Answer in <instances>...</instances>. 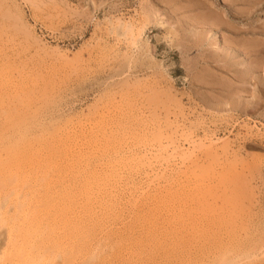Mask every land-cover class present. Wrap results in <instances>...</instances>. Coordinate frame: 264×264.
Returning <instances> with one entry per match:
<instances>
[{
	"label": "rangeland",
	"instance_id": "1",
	"mask_svg": "<svg viewBox=\"0 0 264 264\" xmlns=\"http://www.w3.org/2000/svg\"><path fill=\"white\" fill-rule=\"evenodd\" d=\"M141 2H142V4H141ZM6 4H7V7H5ZM141 6H143V8ZM145 7H147V8L150 7V8H148L149 10H147V8H145ZM142 9H144L146 11H144ZM148 11H150V12L152 11L153 14L156 11L158 13L156 12L154 15H149L150 12L148 14ZM136 12H137V14H136ZM138 12H140V14ZM20 13H22V14H20ZM9 14H11V15H9ZM141 14L145 15V16L142 18ZM137 15L141 16V17H138ZM146 16H149L150 18L154 17V21H155L156 17L157 18L159 17L158 19L161 20V22L163 23V26L152 25L153 19H150L149 17H146ZM211 16L213 17V19ZM217 16L220 19H218L219 21H216V22H220V24L216 23L217 27L213 28L212 25L214 24L213 26H215V23H214L215 19L214 18H217ZM137 17L139 19H137ZM210 17H211V19L209 20ZM145 18H148L149 22H150V20H152L151 21L152 24L150 26H148L146 32L142 36V38L139 42L138 52L134 50L135 51V59L133 60L131 48H130V46H128L127 39L123 35V32H124L123 26L126 23L127 24L132 23L134 21V19L138 20V23L143 22V21H145ZM178 19H180L181 22ZM206 19H207V21H206ZM221 20H223V23H221ZM185 21L187 22L188 25L185 24L186 23ZM208 21L209 22L211 21L210 22L212 24L211 26H210V23H208ZM164 22L165 23L167 22V23L165 24ZM228 26H229V28H233V26H234L236 29L234 31H236L237 33L235 34L234 32H232V29H227ZM15 27H16V29H15ZM263 27H264V0H193V1L192 0H187V1L186 0H0V59L2 58L0 60V67H1L0 68V89H1L0 93H2L0 95V106H5L6 105L5 103H7V102L12 103V104L6 105V109L9 108L8 110H5V113L7 112L6 117H5V113H3L4 116L0 115V120H1L0 121V143H2V145H0V150H2L7 145V144H5L6 141L8 144L12 143L11 146L9 144L5 147V149L2 150V154H4V155H2L1 151H0V154H1L0 157L5 156V158H8V156L6 155V152H8V150L9 151L12 150L16 146V144L18 142V137H22L25 135L26 153L28 155H30L29 153H31V150H33V152H36V157L37 156L38 157L37 158L34 157V159L36 158L35 161L38 160L37 161L38 163L36 162L38 165L34 163L35 161L31 160L32 161L31 162L28 159V158L33 159L32 157L25 156V161L24 162L21 161L22 163H24L23 164L24 165L23 175L25 173H27V176L25 175L24 177L28 178V175H30V176L32 174L35 175V173H36V176L37 177L39 176L38 177L39 180L37 179L38 182L40 181L41 178H43V179H49L50 182L52 181L51 182L52 184L56 183V185H55L56 187H55L54 191H52L53 197H57V194L63 193L64 191H66V193H68V191H69L72 194L74 193L75 196H77L76 193L79 192V190H78L79 184L81 183L82 180L84 181V178L87 175V172L90 170L89 168L94 167L96 169H98V168L100 169L101 164L97 163V162H93V161L91 162V165H89L90 167L88 166V163L85 164L84 167H82V169H84L83 171H81L82 169L80 167H77V168L72 167V165L76 167L79 164V163H77L76 155H74L75 156L74 157L73 154L77 153V151H79V150L81 151L82 149H84V143L86 141L85 140L86 138L84 137L85 135L92 137V136H97V134H99V135L105 134L107 139L110 140V141L107 140V142H105V143L102 140L101 141V147L99 148L100 145L98 146V148L96 147L97 152H96V148H94L95 149L94 152H91L94 149L90 148L91 156H92V153H93V155H94V153L98 154V151H99V154H101V155L103 152L106 153L107 148H105V145L108 143H109V145H112V143H113L114 144L113 147H115L116 149L119 148L120 150L122 148H123V150L124 149L126 150L128 148L135 149L137 147L136 149H139L143 153L145 151V153H146L144 155H143V153H140L141 158H143V157L145 158V159H141L144 161L143 165H146L149 163V160L147 158V157H149L150 161H153V163L156 167L155 171L157 169V171H156L157 173L154 172V174H156L155 177L153 176L152 177L153 179L151 178V180H154V181H151L149 183L148 180L146 182V180L144 178H142L139 173H137L139 171H137V172L135 171L139 167L136 166L135 163H132L129 161L125 167V171H126L125 174H130V175H128L129 176L128 177L127 175L123 174L124 175L123 179L121 178V181H123V182L119 181V185H120L121 189H120L119 185H116V182H114L115 185H112L113 182L109 183L112 187L117 186L116 189H114V188H113L114 190L109 189L111 191V193H110V191H108L109 192L108 194L106 193L103 195L104 198L98 197V194H96L95 197L98 198L100 203L97 202L98 201L97 200L92 204L93 207L89 206L88 208H86V205H83V203H81V204L79 203L80 201H82V198H80V196H79V200L77 201L79 204L76 203V201L72 202V204H74L72 206V208L74 207L72 209V210H74V212H72V210L70 211V213H71L70 215H71L72 220H74L73 218H75V220L78 218L80 221L78 223V219H77L76 221L74 220L75 222L74 221L71 222L72 229L75 228L76 231H74L73 233H68L67 237L70 239L72 238V239L70 240V239L66 238V240L67 239L69 240V241L67 240L69 243L65 240V242H67L65 247L63 249L62 248H56L55 249V247H54L53 248V250L55 249L54 251L52 249H49L51 251L46 249L45 248L46 245L45 246L41 245V247L37 246L40 249V251H39L40 253H39V255H37V259H36V254L38 253V252H36L37 250L36 251L34 250L33 254L28 253V255L25 254L27 252H25L24 250L28 251L29 247H26V249L25 248L22 249L23 251L20 250L21 247L23 248V244L18 245V247L21 246L20 249H18L16 246L12 247L13 249L10 248L12 245H8V239L7 238L9 235H8L7 225L5 224L4 221L2 222V220L0 219L1 220V222H0V264H20V262H22L24 260L26 262H30V264H31V262H32V264H34V263L40 264L41 262H43L41 264H47L45 262L47 260L44 259V257L47 258L48 256H50V257H48V261H47L48 264H51V263L52 264H54V263L55 264H199V263L204 264V262H205V264L207 262H208V264H210V263L211 264H224V263L225 264H235V263L236 264H246V263L247 264H264V256L261 255V253H260L261 251L259 250V247L257 245L260 242V240L261 241L263 240L262 237H264V180H263L264 178H262V177H264V175H263L264 174V165H263L264 164V162H263L264 161V147L256 139H251V138L248 139L247 137L246 138L244 137L245 134L247 133L246 129H244V128L242 129L243 120L246 119V118H244V116H240L237 112L230 116V114L227 111V109L229 107L228 108L226 107V109L224 108L228 102L230 103L231 100L233 101V99H231V98L232 97L234 98L233 94H235V89L240 88V87L243 88V85H244L246 92H247V95H246V93H244V95H246V96H244V98L245 97L247 98V99L246 98L244 99L245 101H249V100L251 101L252 98L255 99V97H254L255 95L257 96L258 99H264V88H263L264 85L259 84L260 79L262 77L264 80V59H263L262 63L258 62L259 63L258 64L257 61L259 58H256V57H260V55H261L260 52H262V50L264 51V33H262V32H264ZM7 28H9V29H7ZM20 28H22V29H20ZM239 29L241 30L240 33L238 32ZM1 30H3V31H1ZM8 34H10V35H8ZM12 36H14V37H12ZM216 36H218V37L220 36V40L224 39V40H222L223 43L227 42L228 40H229L228 42L235 41V42L239 43L238 48H240L241 50L243 48H247V47H249V45L253 44L252 47L247 48V49H250L252 52L246 53V55L244 56L245 61H243V63H244L243 70L245 68H246V70H248L250 66H251L249 69L250 71L253 68H255L256 74L253 76L254 80L252 81L253 78L250 79V81H252V82L240 84V82H241L240 77H242V75H247V74L233 73V72L230 73L229 71H228L229 72L228 73L227 70H225V69L223 71L222 70L223 68L222 69L219 68V70H218V67H216V66L222 65V63L217 64V65H215L216 63L212 64V67L209 64L207 66V63L205 62V60L208 59L207 58L208 54H209V56H212V53H210L209 50L207 51V49L209 47L211 49L213 42H215L214 39H216L215 38ZM10 37H11V40H10ZM188 37H190L189 38L190 40L189 39L186 40V38H188ZM231 38H232V40H231ZM192 39H193V41H192ZM182 40L185 43H183ZM202 40H203V42H202ZM4 42H6V43H4ZM222 42L220 41V44H222ZM241 42L242 43L246 42L249 45L247 44L244 46ZM262 44H263V46H262ZM190 45H192V46H190ZM253 46H256V48H253ZM144 47L148 48V54L147 55L145 54V49H143ZM214 49H216V48L214 47ZM211 50H213V48ZM257 50L259 51L258 53L260 55L257 53ZM4 52H5V54H4ZM205 52H206V54H205ZM185 55H188V57H187L188 59L185 58ZM126 56H127V58H126ZM128 56H129V58H128ZM147 56H148V58H147ZM149 56L152 57V59L151 58L149 59ZM251 56H252V58H251ZM263 56H264V52H263ZM76 57H78V58H76ZM185 59H187V61ZM5 60H7V61H5ZM151 60H152V62H157L158 64H160V67L158 68L160 70H156L155 72H152L153 70H148V71L146 70L145 65ZM182 60H184V61H182ZM188 61H191V62H188ZM209 61H208V63L212 62L211 60H209ZM259 61H261V60L259 59ZM8 62H9V64H8ZM187 62L190 64V66ZM193 63H195L196 65L193 66ZM204 63H206V64H204ZM246 63L247 64L249 63L250 65L249 64L247 65ZM255 63H257V66ZM204 65H206L207 67H205ZM253 65H255L256 67H254ZM7 66H9V67H7ZM188 66H189V68H188ZM202 66H204V67H202ZM213 66H215V68ZM131 67H132V69H131ZM191 67H194V68H193L192 73H189L188 69H191ZM247 67H248V69H247ZM257 67L259 70L257 69ZM23 68H25V69H23ZM207 68H209L210 70H208ZM204 70L206 72H208V71L212 72L213 71V73L216 75H214L213 73H206ZM157 71H159V72H157ZM250 71H248V72L250 73ZM248 72H246V73H248ZM209 74H212L211 79H210V77H208V76H210ZM236 74H238V75H236ZM7 75H8V79L6 78ZM197 75L199 76V78H197L198 77ZM146 76L149 78H147ZM164 76L166 77L165 78L166 80L164 79ZM237 76H239V78ZM144 77H145V79H144ZM204 77L205 78L208 77L207 78V79H209L208 82H210L212 84L211 85L212 87L209 86L210 83H209V85L208 84L207 85L211 88H208L207 85L203 86L204 84L207 83V79H205ZM218 77H220V78H218ZM246 77L249 78L248 75ZM154 78H155V80H154ZM167 78H168V80H167ZM235 78H238L237 82H236ZM146 80H148V81H146ZM197 80H201L202 82L204 80V82L203 83L201 81L198 82ZM3 81H4V83H3ZM168 81H169V83H168ZM231 81H232V84H230ZM133 82H134V84H133ZM164 82H166L167 85ZM137 83L140 85V87ZM149 83H151V84H149ZM171 83H172V85H171ZM218 83H220V84H218ZM234 83L236 86L234 85ZM214 84H215V86H214ZM229 84H230V86L232 85L231 89H229V87H230ZM239 84H240V86H239ZM28 85H29V87H28ZM142 85L144 87H141ZM18 86H19V88H20V86L22 88L19 89ZM131 86H133V87H131ZM227 86H229V87H227ZM155 87H157L159 89L158 90L159 95L156 94L157 89L153 90ZM160 87L163 89H160ZM232 87H234V88H232ZM5 88H6V91H5ZM168 88H173V89L171 91V89L169 90ZM222 88H224V89H222ZM150 89H152V90H150ZM167 89H168L169 93L167 92ZM250 89L251 90L254 89V90H252V91H254L252 94L249 93V91H248ZM21 90H23L25 92H23ZM134 90H137L138 92L134 91ZM212 90H214V91H212ZM16 91L20 92L19 94H21V95L19 96V94H18L16 96V94H17ZM128 91H129V93H128ZM149 91L155 92V93H152L153 95L155 94L154 97ZM232 91H234V92H232ZM5 92H6V95L4 94ZM27 92H29V94L31 96ZM222 92H223V94H222ZM149 93L152 97L149 95ZM248 93L250 95H248ZM160 94L163 97H161ZM166 94L169 96H167ZM224 94H225V96H224ZM25 95H27V96H25ZM126 95H127V97H126ZM142 95H144L145 97ZM147 95H148V97H147ZM209 95H212V97L215 99H213ZM4 96H5V99H4ZM226 96L230 99V101H228L229 99H226L227 98ZM159 97L162 100L159 99ZM218 97H219V99H218ZM136 98H138V99H136ZM6 99H8V100H6ZM171 99H173V100H171ZM223 99L226 101H224ZM29 100H30V102H29ZM145 100H146V102H148V104L146 102H144V105H141L143 103V101H145ZM159 100L161 101V104H160ZM220 100L222 101V103L226 102L224 104V106H223V104H221ZM140 101H142V102H140ZM212 101H213V104H212ZM130 102H133V105H132V103L130 104ZM253 102H255V101H253ZM135 103H137V105H135V107H134ZM151 103H152V105H151ZM173 103H175V104H173ZM179 103H180V105H179ZM127 104L129 105V107L127 106ZM262 104L263 105L261 106V109H259V113L261 114V116H254L253 118H254V122L257 123V126L259 128L262 127V129H263L264 126H261V125H264V117L262 116V115H264V113H263L264 112V109H263L264 103H262ZM8 105H9V107H7ZM148 105L149 106L151 105V106L149 107ZM183 105H184V107H183ZM212 105H213V107H216L217 109L215 110V108H213ZM218 105L223 106L222 108H224V109H222L221 107L218 108ZM28 106L31 109H29ZM136 106H138V108H140V110H142V111H140V113L138 111L139 109ZM14 107H16V108H14ZM133 108H135V109H133ZM147 109H149V110H147ZM177 109H178V111H177ZM214 110L216 112L218 111V113L214 112ZM25 111H28V112H25ZM122 111H123V113H122ZM148 111H150V113ZM209 111L211 113H209ZM225 111H227L226 113H228V115L225 113ZM151 112H153V113H151ZM124 113H125V115H124ZM144 113H146V114H144ZM148 113L153 114V116L160 117V119L163 120V121L161 120L162 125L159 124L161 131H164V132L160 133L161 135H164V136L166 135L165 136L166 138L169 137V134H171L170 137H173L174 135H176L179 138V141L181 142V144H180L181 148L183 147L181 149L180 155L178 154V157L176 159L171 160V163H169L168 165L163 160L159 161V162L155 161L158 158H157V155L155 154L154 151L151 150L152 153H150V155L146 151L147 148H149V149L151 148L148 146V143L151 141L150 144H153V142H152L153 138L151 137V136H153L152 132L154 133V130H156L158 128V126L155 124V121L152 120V118L150 117L151 115H149ZM12 114H14L13 117L15 116L16 118L15 117L12 118ZM108 114L110 116H108ZM220 114H222V115H220ZM146 115H147V117H146ZM167 115L170 117L169 120H171V119L173 120V118L175 119L179 115L184 116V117L182 116L183 118L179 116L176 119L177 122L179 121V128L180 129L179 128L176 129L175 128L176 126L174 127V125H176V124L173 125V123L169 124V123L165 122L166 119H164L163 117H165ZM10 116L12 118V122L7 121L8 119L10 120V118H9ZM27 116H28V118H27ZM37 116H38V118H37ZM136 116L139 118V120L141 118V121L144 119L145 120L144 122L146 125L145 126L142 125L143 123L139 124V122H141V121H139L138 119H135V118H137ZM186 116H188V117H186ZM213 116L214 117L216 116V117L214 118ZM103 117H105L104 118L105 120L103 119ZM17 118L18 119L20 118L18 120L19 122L16 120ZM26 118H27V120H26ZM150 118H151V122H150ZM180 118H182L183 122H185V123H183ZM2 119H4V120H2ZM133 119H134L135 123L133 122L132 124H130L133 121ZM153 119H154V117H153ZM221 119H222V121H220ZM135 120L138 121V124L136 123L137 121H135ZM203 120H205V121H203ZM4 121L5 122L7 121L6 124H4L5 123ZM113 121L116 123H114ZM152 121H154V122H152ZM10 122H11V125H9ZM102 122H103V124H102ZM162 122H164V123H162ZM197 122L201 125H199ZM201 122H203V123L206 122V124H203ZM12 123L16 126L14 127V125ZM209 123H212V124H209ZM118 124H119V126H118ZM135 124L137 126H135ZM154 124H155V128H154ZM95 125H96V127H95ZM109 125L111 127H109ZM8 126H9V128H8ZM24 126H26V127H24ZM142 126H144V127H142ZM161 126H163V128H161ZM190 126H191V128H190ZM60 127H61V130H60ZM102 127L106 128V129H104ZM141 127H142V129H141ZM215 127H216V131H215ZM218 127H219V129H218ZM10 128H12V129H10ZM133 128H134V130H133ZM170 128H172L174 130H172ZM193 128H195V130ZM224 128H225V130H224ZM66 129L69 131H67ZM83 129H85V130H83ZM95 129L97 132L95 131ZM101 129H103V130H101ZM208 129L211 131L214 130L213 132L215 135H213V139H214L213 141H214V143L216 141L215 144H217V145L214 144V147H218L219 145H220L219 147H221L223 145V143L226 141L228 144L229 143H231V145L233 144L231 146V148H232L231 151L234 150L233 152L238 153V154L234 153V154H236V157L228 156V158L230 157L231 159H228L226 157L222 158L223 161L226 160L225 163L223 161H220L219 163L215 162V164L213 165V167L211 168V171H210L213 175L215 174V176L216 175L218 176V182L217 181L214 182V184H215L214 186H216V188L218 190H220V189H219V185H217V184L220 183V186L224 190H226V192H228V189H229V192L232 194H234L236 192V199H234V198L229 199L230 197L228 198L227 195H223V193H220V196L214 197L215 200L218 199V197H220V199L216 200L217 203L219 204V205L217 204L218 209H220L218 211H221V210L224 211V209L227 208V207H224V204H227L228 201H229V203L231 202L232 206L236 207V209L239 210V212L244 214L245 222L243 223V227H244V225L247 226V228L237 226V233H236V235L233 234L235 237L231 234L232 226H230V228H226V232L223 234V238L226 239V240L224 239V242L227 244V246L229 245V247H224L225 249L223 248L224 250H226V251H224V254L222 253L223 249L220 245H213L211 247L206 246V247L202 248V242H200V240L197 238L193 239L192 237H190L189 232L184 231L187 235L185 233H181L182 234L181 237L184 236V238H183L184 240H182V238H181V241H180V237H179L180 235L179 236L175 235L176 231L183 229V226L180 225L181 221L177 220V219H179V216H180L179 214L181 212L184 213L183 212L184 211V205L187 206V204H183V205L181 204L182 202L180 201V197L176 196L177 197L176 199L179 198V201L181 203L177 202V200H175V198H173L177 202L178 205L174 204L173 206L169 207L171 209H169L168 207H165L164 209L161 207L159 208L158 203H156L157 205L154 204V202L156 200L154 201L152 199V197H154L157 193H158L157 196L159 194H160V196H162V194L158 191H162V192L164 191L163 193L165 194V196H162V197L166 198V193H167V195H169L168 194V193H170L169 190L172 189V187L175 188V186H176L177 188H179V186L174 184L175 179H174V182L173 181H171L169 183L165 182V180H167L166 179L167 174L169 173V175H170L172 173L173 169L175 171L176 170L179 171L180 169L183 170L186 168V166L190 165L189 161H193L195 159H198L199 161H201L204 159L205 152H211L212 153L213 149L214 150L217 149V148L211 149L210 147H207V148L204 147L203 149H200V148L197 149V147L199 145L196 143V145H197V147H196L197 152H196L195 148H193L188 142H185L186 141L185 139H187V138H189L190 140L192 138L193 139L195 138V140H202L201 142H204L202 144L209 146L210 145L209 141H207V139L204 138ZM22 130H25L26 133H23L24 131H22ZM71 130H73V131L71 132ZM254 130L257 131V128L255 127ZM112 131H113V133H111ZM187 131H189V132H187ZM204 132H206V133H204ZM19 133L21 135H19ZM22 133L24 135H22ZM74 133H76V134H74ZM47 134H49V135H47ZM91 134H92V136H91ZM191 134L193 135L192 138H190ZM59 135H60V137H59ZM194 135H195V137H194ZM6 136H7V139L5 138ZM134 136H135V138H134ZM196 136L198 139L196 138ZM2 137H3V139H2ZM54 137H56V138L54 139ZM71 137H73L72 139H74V141L76 143L71 139ZM109 137H110V139H109ZM141 137H143V138H141ZM242 137L245 139H242ZM75 138H77L78 141H76ZM99 138L101 139V136H99ZM115 138H116V141L113 140ZM122 139H123V141H122ZM127 140H129V141H127ZM83 141H84V143H83ZM98 141L100 142L99 139H98ZM56 142H61V143L65 142V143H67L66 145L69 148H71V146L72 147H74L75 145L76 146L74 148H71V150L73 152L72 155L70 153V155L65 156L64 154L60 153L61 155L59 154V155L54 156L55 159H52V161L54 160V162L50 164L49 163L50 160L46 159V158H48L46 153L48 154V152L51 148L55 149V148H58L57 146L61 145L60 143H56ZM144 142H145V144L143 145ZM163 142L165 143L164 145H167L165 140ZM46 143H48V145ZM135 143H136V145H135ZM254 143H256V144H254ZM13 144H14V147H12ZM49 144H51V148H50ZM56 144H59V145H56ZM68 144H71V145L69 146ZM81 144L83 146H81ZM28 145H29V147H28ZM47 146L49 147V149L47 148ZM133 146L135 148H133ZM144 146L146 149H144ZM10 147H12V148H10ZM27 148L29 151L27 150ZM240 148H242V149H240ZM248 148H249V150H248ZM36 149H37V151H35ZM4 150H6V152ZM199 150H201V153L199 152ZM209 150H211V151H209ZM87 151H88V149H87ZM168 152L171 153L170 148L168 149ZM168 152H166V153H168ZM183 152L184 153H192V152L194 153L195 152L194 154L196 156L191 155V156H189V158L192 157L193 159L192 158L189 159V158H186L188 156L187 155L185 158L189 159V160H185V163L183 164L185 155H183V158L180 159ZM38 153L39 154L41 153L43 156H41V154H40V156H41L40 157ZM107 153H108V150H107ZM162 153L167 155L165 153V151H162ZM128 155L129 154H127L126 156L128 157ZM152 155H154V156H152ZM58 156H60V158ZM63 156L65 157V160H64ZM9 157L11 159V155H9ZM39 157H40V160H39ZM67 157L68 158H70V157L74 158V159H76V161L73 159H70V160L68 159L70 161V163L67 164L69 162L67 160ZM202 157H203V159H202ZM258 157L259 158L261 157L262 160L259 159ZM42 158L45 159L44 162L42 161V160H44ZM12 159L14 160V157ZM237 159H238V161H237ZM18 160H19V158H18ZM14 161H11V162L14 163ZM26 161L29 165L26 164ZM65 161H66V163H65ZM73 161H75L77 164L75 162H74L75 164L71 163ZM143 161H142V163H143ZM145 161H146V163H145ZM260 161H262V163ZM29 162L33 163V164H30ZM221 162H223L224 164L221 165ZM226 163H227V165H226ZM260 163H261V165H260ZM40 164L42 167H40ZM105 164H103V165H105ZM132 164H133V167H132ZM32 165H34V167H36V168H34ZM51 165L53 167H51ZM65 165H66V167H65ZM67 165L70 166V169H69V166H67ZM97 165H99V166H97ZM31 166L33 167V169L36 170V172H35V170H31L32 169ZM85 166L86 167L88 166V168H86ZM134 166H136L137 168ZM166 166H169V167L167 168ZM37 167H39V168H37ZM48 167L49 168L51 167V168L49 169ZM102 167H104V166H102ZM146 167H148V166H143L142 168L144 169ZM40 168H41V170H40ZM85 168H86V170H85ZM126 168H127V170H126ZM27 169H29V170H27ZM129 169H131L130 172H129ZM28 171L30 174L28 173ZM31 171H32V173H31ZM45 171H46V173H45ZM50 171H52L53 174ZM79 172H81V173L79 174ZM75 173H77V174H75ZM46 174H48V176ZM134 174L136 177L134 176ZM34 175H32V176H34ZM131 175H133V176H131ZM30 176L28 179L32 183V182H34V180H36V176H34L35 178L30 177ZM46 176H47V178H46ZM75 178H77V179H75ZM131 178L133 179V181L130 180ZM172 178H174V175H172ZM168 179H169V177H168ZM127 181L128 182L130 181L129 182L130 184L127 183L129 187L131 186L130 188L127 187V184H126ZM131 182L132 183L134 182V183L132 184ZM142 182H144V183H142ZM226 182L228 185L226 184ZM68 183L71 185H69ZM122 183H123V185H122ZM163 183H164V185H163ZM117 184H118V182H117ZM134 184H135V186H134ZM136 184H138L139 187ZM168 186L170 187V189H168L169 188ZM227 186H230V187L227 188ZM118 187H119V189H118ZM133 187H135L136 190ZM0 189H3L2 185L0 186ZM121 190H122V192H121ZM171 191H173V190H171ZM3 192H4V190H2V191L0 190V193L3 194V195L0 194L1 195L0 196V201H1L0 205H7L8 204L7 202L9 201V199H8L9 194L7 192H4V193H6V194H4ZM112 192L114 193L115 196L112 195L113 194ZM4 195L6 197H4ZM106 195H108V196H106ZM222 196H224V197L222 198ZM107 197H108V199H107ZM1 198L4 201H2ZM109 198L111 200H113L112 203L108 202V201H110ZM112 198H114V199L116 198L115 201ZM10 199H12V197ZM105 199H107V200H105ZM223 199H224L225 203L223 202ZM212 200H214V199H212ZM225 200H227V201H225ZM137 201H138V203H137ZM151 202H152V204H151ZM10 203H11V201H10ZM10 203H9L8 208L6 209L7 210L6 212L7 213L9 212L10 214L9 213L8 214L6 213V214L9 216L11 215L10 217H12V216H15V214L13 213L14 212V210H13L14 208H12L13 204L11 205ZM96 203L98 205H101V204L102 205L97 207ZM104 203H105V205H104ZM116 203H118V204H116ZM126 204H127V206H125ZM180 204H181V206H180ZM10 205L12 207H10ZM80 205L82 206L83 209L81 208ZM155 206H157L158 208ZM176 206L179 207V208L177 207V209H178L177 211H176ZM238 206H240V207H238ZM138 207L141 209H139ZM91 208H93V209H91ZM77 209L79 211H77ZM231 209H232V207H231ZM75 210L79 213L75 212ZM125 210H126V212H125ZM167 210L169 213L167 212ZM180 210H181V212H180ZM52 211H55V210L53 209ZM243 211H245V212L247 211L248 214L244 213ZM249 211H252V212H249ZM94 212H95V214H94ZM170 212L172 214H170ZM174 213H175V215H174ZM228 213L234 214V213L229 212V211H228ZM72 214H73V216H72ZM75 214L77 215V217ZM158 214L162 215V216H159ZM170 216H172V217H170ZM113 217H114V219H113ZM154 217H157L158 221ZM259 217H261V218H259ZM163 218H165V221H162ZM168 218L169 219L174 218V219L169 220ZM104 219H105V221H104ZM129 220H130V222H129ZM247 220H249L248 223H250V224L247 223L248 225L246 224ZM86 222H88L89 227H88ZM93 222H95V223H93ZM103 222L105 224H103ZM147 222H149V223H147ZM171 222L172 223L174 222V223L172 224ZM3 223L6 226V228L3 227ZM255 223L257 226L255 225ZM130 224H132V225H130ZM79 225L80 226L82 225L81 227L84 230L81 227H79ZM103 226H105V227H103ZM164 226L166 228H168V227L169 228L166 229ZM170 226L172 228H170ZM181 226H182V228H181ZM153 228H155V229H153ZM77 229L78 230L81 229L80 231H82L84 233L78 232ZM234 230H236V228ZM245 230L247 233L245 232ZM247 230H249V231H247ZM94 231H95V233H94ZM110 231L113 233H111ZM173 231H175V232H173ZM74 233H76V236ZM72 234H74V235H72ZM247 234H249L248 237L247 236L242 237L243 235H247ZM6 235H7V237H6ZM91 236L93 237V239ZM231 236H233V237H231ZM256 236H257V239L255 238ZM173 237H175V238H173ZM227 237H230V238L228 239ZM233 238L236 240L234 241ZM247 238H248V240L249 239H251V240L248 241ZM86 239H87V241H86ZM230 239H231V242L229 241ZM237 239H238V241H237ZM188 240L191 242H188ZM194 240H196L200 245H198V243L196 241L194 242ZM244 240H245V243L242 242ZM83 241H85V242H83ZM182 241H184L185 243ZM186 241H187V243H186ZM192 242H194V245L196 247H194ZM248 242L249 243L251 242V243L248 244ZM255 242H257V243H255ZM231 243H232V245L234 244L235 247L237 245L238 246L236 248L233 246L234 247L233 248L231 246ZM239 243H240V245L245 244L244 246L248 247V248H246V250H245L244 249L245 247H243L242 245H241V247H242L241 248ZM26 244H28V243H26ZM26 244H24V245L26 246ZM81 244H82V247L84 246V248H78L81 246ZM69 245L71 248L68 247ZM186 245H187V247H186ZM28 246H30V244ZM197 246H199L201 248H199V247L197 248ZM37 247H34V249H38ZM230 247H232V249L234 251ZM257 247H258V250L260 252L257 251ZM43 248H45V251L43 250ZM85 248H86V250H85ZM220 248H221V250H220ZM69 249H71V251ZM199 249H203V251L200 252ZM209 249L211 251L213 249V251L211 252ZM215 249H217V250H215ZM228 249L230 250L229 251L230 253L227 252ZM235 249H236V251H235ZM17 250L20 251L18 253H21V254L24 253L22 255L20 254L21 257L24 256V259H23V257L21 258L20 255H18V257H17V253H16ZM41 250H43L42 252L44 254V257H43V254L41 253ZM61 250H64V251H61ZM194 250L196 251L195 253H194ZM250 250H251V252H250ZM253 250H254V252H253ZM30 251L32 252V250H30ZM207 251H208V253L209 252L213 253V252L217 251L218 254L216 252V253H213L212 256H209L211 254L206 253ZM239 251L240 252L244 251V252L243 253L241 252L242 253L241 254ZM256 251H257V253H256ZM34 252H36V253H34ZM44 252L45 253L47 252L46 256L48 255V253H49V255L46 257ZM66 252H68L67 253L68 255L64 254ZM258 252H259V254H258ZM239 253H240V255H239ZM34 254H35V256H34ZM198 254L201 256V258ZM220 255H221V257H220ZM228 255H229V257H228ZM242 255H244V256L241 257ZM250 255H251V257H250ZM28 256H31L33 258L35 257V261H33V258H31L32 260L30 258H28ZM41 256L43 258H41ZM67 256H68V258H67ZM208 256H209V258H212L215 262L212 259H209ZM214 256L215 257L217 256V257L215 258ZM202 257H203V260H201ZM18 259H20V260L17 261ZM38 259H39V261H37ZM209 260H211V262ZM218 260H221V261H218ZM223 260H224V262H223ZM24 262H22V264H24ZM26 262H25V264H27Z\"/></svg>",
	"mask_w": 264,
	"mask_h": 264
},
{
	"label": "bare ground",
	"instance_id": "2",
	"mask_svg": "<svg viewBox=\"0 0 264 264\" xmlns=\"http://www.w3.org/2000/svg\"><path fill=\"white\" fill-rule=\"evenodd\" d=\"M187 1V0H186ZM193 1V0H192ZM88 2V1H87ZM12 3V2H11ZM28 3V2H27ZM8 4V3H7ZM7 4H6V6L5 7H7ZM141 4H142V2H141ZM144 4V3H143ZM15 6V5H14ZM38 6V5H37ZM55 7V6H54ZM142 8H143V6H141ZM16 8V7H15ZM145 8H147V7H145ZM148 8H150V7H148ZM147 8V10H149ZM199 8V7H198ZM203 8V7H202ZM142 10H144V9H142ZM152 10V9H151ZM155 10V9H154ZM193 10V9H192ZM56 11V10H55ZM141 11V10H140ZM144 11H146V10H144ZM143 11V12H144ZM153 11V10H152ZM151 11V12H152ZM142 12V13H143ZM149 12L150 11H148V14H149ZM150 12V14L149 15H154L153 14V12L151 13ZM210 12V11H209ZM139 14H140V12H138ZM158 13V12H157ZM214 13V12H213ZM20 14H22V13H20ZM136 14H137V12H136ZM147 14V15H148ZM9 15H11V14H9ZM14 15V14H13ZM57 15V14H56ZM142 15V14H141ZM6 16V15H5ZM138 16V15H137ZM145 15H142V18L144 17ZM157 16V15H156ZM155 16V17H156ZM23 17V16H22ZM136 17V16H135ZM134 17V18H135ZM138 17H141V16H138ZM137 17V19H139ZM146 17H149V16H146ZM162 17V16H161ZM189 17V16H188ZM187 17V18H188ZM212 17V16H211ZM211 17L209 18V20L211 19ZM216 17V16H215ZM12 18V17H11ZM129 18V17H128ZM150 18V17H149ZM159 18V17H158ZM157 17L155 18V21H154V17H152V18H150V19H153V24L151 23V21L152 20H150V22H149V20H148V18H145V21H143V22H140V23H138V20H136V19H134V21L132 22V23H129V24H125L124 26H123V29H124V32H123V35L126 37V39H127V43H128V46H130V48H131V51H132V58H133V60L135 59V51H137L138 52V47H139V42H140V40H141V38H142V36L144 35V33L146 32V30H147V28H148V26H150L151 24L152 25H155V26H163V23L161 22V20L160 19H158ZM186 18V19H187ZM212 19H213V17H212ZM215 20H214V23H215V26H213L209 21H208V23H210V26L212 25V27L214 28H216L217 26H216V23H219L220 24V22H216V21H219L218 19H220L218 16H217V18H214ZM12 20V19H11ZM178 20H180V19H178ZM140 21V20H139ZM163 21V20H162ZM204 21V20H203ZM206 21H207V19H206ZM213 21V20H212ZM180 22H181V20H180ZM186 22V21H185ZM165 23V22H164ZM167 23V22H166ZM165 23V24H166ZM221 23H223V20H221ZM181 24V23H180ZM185 24H187V22L185 23ZM118 25V24H117ZM188 25V24H187ZM209 25V24H208ZM5 26V25H4ZM9 26V25H8ZM12 26V25H11ZM29 26V25H28ZM227 26V25H226ZM20 27V26H19ZM97 27V26H96ZM116 27V26H115ZM187 27V26H186ZM157 28V27H156ZM192 28V27H191ZM264 28V27H263ZM2 29V28H1ZM7 29H9V28H7ZM15 29H16V27H15ZM18 29V28H17ZM20 29H22V28H20ZM28 29V28H27ZM30 29V28H29ZM212 29V28H211ZM227 29H232V32H234L235 34L237 33L236 31H234V30H236L235 29V27L233 26V28H229V26H228V28ZM260 29V28H259ZM207 30V29H206ZM214 30V29H213ZM1 31H3V30H1ZM15 31V30H14ZM114 31V30H113ZM226 31V30H225ZM229 31V30H228ZM231 31V30H230ZM238 31V30H237ZM243 31V30H242ZM6 32V31H5ZM31 32V31H30ZM239 33L241 32V30L239 29V31H238ZM245 32V31H244ZM262 32V31H261ZM11 33V32H10ZM23 33V32H22ZM32 33V32H31ZM262 33H264V32H262ZM260 34V33H259ZM8 35H10V34H8ZM33 35V34H32ZM233 35V34H232ZM21 36V35H20ZM27 36V35H26ZM185 36V35H184ZM188 36V35H187ZM186 36V37H187ZM237 36V35H236ZM12 37H14V36H12ZM234 37V36H233ZM7 38V37H6ZM117 38V37H116ZM122 38V37H121ZM183 38V37H182ZM190 37H188V38H186V40L187 39H189ZM216 39H214L215 40V42H213V44H212V46H211V49L213 48V50H211L210 49V47L207 49V51L209 50L210 51V53H212V56H209V54H208V56H207V60H205V62L207 63V66H208V64L212 67V64H215V65H217V64H220V63H222V65H219V66H216V67H218V70H219V68H223L222 70L224 71V69L225 70H227V72L229 71L230 73L231 72H233V73H241V74H247L248 75V77L249 78H247L246 76L247 75H242V77H240L241 79H240V84L241 83H248V82H252L253 80H254V75L256 74V72H255V68H253L251 71L249 70L250 69V67H249V69H248V67H247V69L248 70H246V68L243 70V67H244V63H243V61H245L244 59H245V55H246V53H250V52H252L250 49H247V48H249V47H252V45L253 44H251V45H249L248 43H242L244 46L245 45H249V47H247V48H243L242 50L240 49V48H238V45H239V43H237V42H235V41H231V42H225V43H223L222 42V40H224V39H222V40H220V36L218 37V36H216L215 37ZM23 39V38H22ZM32 39V38H31ZM36 39V38H35ZM119 39V38H118ZM147 39V38H146ZM185 39V38H184ZM183 39V40H184ZM219 39V40H218ZM2 40V39H1ZM4 40V39H3ZM9 40V39H8ZM10 40H11V37H10ZM34 40V39H33ZM182 40V41H183ZM190 40V39H189ZM231 40H232V38H231ZM7 41V40H6ZM29 41V40H28ZM38 41V40H37ZM123 41V40H122ZM192 41H193V39H192ZM220 41L222 42V44H220ZM245 41V40H244ZM243 41V42H244ZM12 42V41H11ZM20 42V41H19ZM34 42V41H33ZM142 42V41H141ZM190 42V41H189ZM198 42V41H197ZM202 42H203V40H202ZM4 43H6V42H4ZM183 43H185L184 41H183ZM18 44V43H17ZM40 44V43H39ZM122 44V43H121ZM188 44V43H187ZM191 44V43H190ZM19 45V44H18ZM151 45V44H150ZM181 45V44H180ZM184 45V44H183ZM255 45V44H254ZM34 46V45H33ZM190 46H192V45H190ZM209 46V45H208ZM262 46H263V44H262ZM12 47V46H11ZM203 47V46H202ZM214 47L216 48V49H214ZM16 48V47H15ZM89 48V47H88ZM253 48H256V46H253ZM259 48V47H258ZM9 49V48H8ZM85 49V48H84ZM114 49V48H113ZM120 49V48H119ZM126 49V48H125ZM137 49V50H136ZM143 49H145V54L147 55L148 54V48H146V47H144ZM183 49V48H182ZM186 49V48H185ZM135 50V51H134ZM151 50V49H150ZM119 51V50H118ZM206 51V52H207ZM3 52V51H2ZM6 52V51H5ZM5 52H4V54H5ZM83 52V51H82ZM183 52V51H182ZM188 52V51H187ZM186 52V53H187ZM206 52H205V54H206ZM254 52V51H253ZM259 51L257 50V53H258ZM263 50H262V52H260L261 53V55H260V57H256V58H259L261 61H259V59H258V61H257V63L258 62H260V63H262L263 62V59H264V56H263ZM59 53V52H58ZM130 53V52H129ZM256 53V52H255ZM3 54V53H2ZM19 54V53H18ZM122 54V53H121ZM190 54V53H189ZM62 57V56H61ZM146 57V56H145ZM188 57V55H185V58H187ZM190 57V56H189ZM255 57V56H254ZM49 58V57H48ZM76 58H78V57H76ZM126 58H127V56H126ZM125 58V59H126ZM128 58H129V56H128ZM131 58V59H132ZM147 58H148V56H147ZM152 59V57H150L149 56V59ZM251 58H252V56H251ZM2 59V58H1ZM0 59V60H1ZM69 59V58H68ZM182 59V58H181ZM188 59V58H187ZM187 59H185L186 61H187ZM61 60V59H60ZM209 60H211L212 62L211 63H208V61ZM5 61H7V60H5ZM140 61V60H139ZM167 61V60H166ZM182 61H184V60H182ZM10 62V61H9ZM9 62H8V64H9ZM78 62V61H77ZM129 62V61H128ZM131 62V61H130ZM136 62V61H135ZM162 62V61H161ZM188 62H191V61H188ZM187 62V63H188ZM210 62V61H209ZM255 62V61H254ZM185 63V62H184ZM206 63H204V64H206ZM257 63H255L256 64V66H257ZM129 64V63H128ZM163 64V63H162ZM189 64V63H188ZM247 64V63H246ZM249 64V63H248ZM247 64V65H248ZM259 64V63H258ZM134 65V64H133ZM183 65V64H182ZM194 65H196L195 63H193V66ZM246 65V66H247ZM250 65V64H249ZM5 66V65H4ZM140 66V65H139ZM146 70L148 71V70H153L152 72H155L156 70H160V69H158L159 67H160V64H158L157 62H152V60L151 61H149L146 65ZM189 66H190V64H189ZM189 66H188V68H189ZM205 67H207L206 65H204ZM204 66H202V67H204ZM228 66V67H227ZM254 67H256L255 65H253ZM3 67V66H2ZM7 67H9V66H7ZM32 67V66H31ZM128 67V66H127ZM185 67V66H184ZM187 67V66H186ZM197 67V66H196ZM214 68H215V66H213ZM1 68V67H0ZM29 68V67H28ZM59 68V67H58ZM71 68V67H70ZM138 68V67H137ZM142 68V67H141ZM193 68L194 67H191V69H188V72L189 73H192V71H193ZM210 68V67H209ZM209 68H207L208 70H210ZM260 68V67H259ZM3 69V68H2ZM13 69V68H12ZM23 69H25V68H23ZM40 69V68H39ZM49 69V68H48ZM52 69V68H51ZM76 69V68H75ZM131 69H132V67H131ZM231 69V70H230ZM257 69H258V67H257ZM45 70V69H44ZM59 70V69H58ZM62 70V69H61ZM129 70V69H128ZM136 70V69H135ZM145 70V71H146ZM164 70V69H163ZM191 70V71H190ZM217 70V71H218ZM259 70V69H258ZM261 70V69H260ZM17 71V70H16ZM200 71V70H199ZM205 71V70H204ZM248 71H250V73L248 72ZM14 72V71H13ZM41 72V71H40ZM157 72H159V71H157ZM206 72V71H205ZM221 72V71H220ZM226 72V71H225ZM228 72V73H229ZM246 72H248V73H246ZM259 72V71H258ZM9 73V72H8ZM59 73V72H58ZM61 73V72H60ZM146 73V72H145ZM194 73V72H193ZM206 73H213V71L211 72V71H208V72H206ZM3 74V73H2ZM17 74V73H16ZM197 74V73H196ZM203 74V73H202ZM205 74V73H204ZM214 74V73H213ZM240 74V75H241ZM4 75V74H3ZM134 75V74H133ZM137 75V74H136ZM147 75V74H146ZM158 75V74H157ZM210 76H208V77H210V79H211V77H212V74H209ZM214 75H216V74H214ZM236 75H238V74H236ZM239 75V76H240ZM150 76V75H149ZM152 76V75H151ZM166 76V75H165ZM164 76V79L166 78ZM198 76V75H197ZM206 76V75H205ZM235 76V75H234ZM239 76H237L238 78H239ZM2 77V76H1ZM137 77V76H136ZM135 77V78H136ZM142 77V76H141ZM147 77V76H146ZM154 77V76H153ZM169 77V76H168ZM207 77V78H208ZM215 77V76H214ZM7 79H8V75H7V77H6ZM25 78V77H24ZM134 78V77H133ZM132 78V79H133ZM143 78V77H142ZM147 78H149V77H147ZM157 78V77H156ZM194 78V77H193ZM197 78H199V76L197 77ZM203 78V77H202ZM205 78V77H204ZM207 78H205V79H207ZM218 78H220V77H218ZM223 78V77H222ZM221 78V79H222ZM238 78H235L236 79V82H237V79ZM251 78H253L252 79V81H250V79ZM2 79V78H1ZM38 79V78H37ZM128 79V78H127ZM131 79V80H132ZM144 79H145V77H144ZM213 79V78H212ZM262 79V80H261ZM260 79V82H259V84H261V85H264V80H263V77ZM141 80V79H140ZM153 80V79H152ZM154 80H155V78H154ZM153 80V81H154ZM166 80V79H165ZM167 80H168V78H167ZM194 80V79H193ZM208 80L209 79H207V83L206 84H204L203 86H205V85H209V83L210 82H208ZM249 80V81H248ZM146 81H148V80H146ZM157 81V80H156ZM191 81V80H190ZM198 82L199 81H201V80H197ZM206 81V80H205ZM221 81V80H220ZM223 81V80H222ZM228 81V80H227ZM226 81V82H227ZM234 81V80H233ZM12 82V81H11ZM31 82V81H30ZM36 82V81H35ZM145 82V81H144ZM202 82V81H201ZM203 82H204V80H203ZM202 82V83H203ZM230 82V81H229ZM235 82V83H236ZM2 83V82H1ZM3 83H4V81H3ZM132 83V82H131ZM141 83V82H140ZM143 83V82H142ZM164 83H166V82H164ZM168 83H169V81H168ZM189 83V82H188ZM197 83V82H196ZM201 83V84H202ZM213 83V82H212ZM235 83H234V85H235ZM12 84V83H11ZM133 84H134V82H133ZM138 84V83H137ZM145 84V83H144ZM149 84H151V83H149ZM148 84V85H149ZM158 84V83H157ZM156 84V85H157ZM200 84V83H199ZM198 84V85H199ZM218 84H220V83H218ZM230 84H232V81H231V83ZM230 84H229V86H230ZM240 84H239V86H240ZM251 84V83H250ZM249 84V85H250ZM4 85V84H3ZM33 85V84H32ZM31 85V86H32ZM130 85V84H129ZM139 85V84H138ZM153 85V84H152ZM155 85V84H154ZM166 85H167V83H166ZM171 85H172V83H171ZM207 85V86H208ZM212 84L210 83V85L209 86H211ZM222 85V84H221ZM226 85V84H225ZM228 85V84H227ZM246 85V84H245ZM253 85V84H252ZM257 85V84H256ZM5 86V85H4ZM208 86V88H211V87H209ZM214 86H215V84H214ZM229 86H227V87H229ZM232 86V85H231ZM231 86L229 87V89H231ZM236 86V85H235ZM234 86V87H235ZM251 86V85H250ZM259 86V85H258ZM28 87H29V85H28ZM27 87V88H28ZM34 87V86H33ZM131 87H133V86H131ZM139 87H140V85H139ZM141 87H144L143 85L141 86ZM149 87V86H148ZM222 87V86H221ZM234 87H232V88H234ZM249 87V86H248ZM255 87V86H254ZM12 88V87H11ZM16 88V87H15ZM18 88H19V86H18ZM17 88V89H18ZM20 88H22L21 86H20ZM19 88V89H20ZM24 88V87H23ZM31 88V87H30ZM36 88V87H35ZM167 88V87H166ZM247 88V87H246ZM252 88V87H251ZM264 88V87H263ZM18 89V90H19ZM34 89V88H33ZM143 89V88H142ZM147 89V88H146ZM157 89V90H156ZM160 89H163V88H161L160 87ZM169 90L171 89V91H172V89L173 88H168ZM168 89H167V92H168ZM213 89V88H212ZM217 89V88H216ZM222 89H224V88H222ZM228 89V90H229ZM24 90V89H23ZM23 90H21V91H23ZM28 90V89H27ZM32 90V89H31ZM36 90V89H35ZM145 90V89H144ZM150 90H152V89H150ZM153 90H156V94L157 95H159V89L157 88V87H155ZM207 90V89H206ZM215 90V89H214ZM214 90H212V91H214ZM220 90V89H219ZM252 90H254V89H252ZM251 89L250 90H248L249 91V93H253L254 91H252ZM5 91H6V88H5ZM134 91H137V90H134ZM161 91V90H160ZM170 91V92H171ZM208 91V90H207ZM251 91V92H250ZM0 92H1V89H0ZM17 92V91H16ZM23 92H25V91H23ZM33 92V91H32ZM31 92V93H32ZM138 92V91H137ZM150 92V91H149ZM162 92V91H161ZM230 92V91H229ZM232 92H234V91H232ZM12 93V92H11ZM20 92H17V94H16V96L19 94ZM22 93V92H21ZM28 94H29V92H27ZM37 93V92H36ZM128 93H129V91H128ZM131 93V92H130ZM142 93V92H141ZM147 93V92H146ZM151 94L152 93H155V92H153V91H151L150 92ZM150 93H149V95H150ZM164 93V92H163ZM169 93V92H168ZM202 93V92H201ZM220 93V92H219ZM244 93H246V95H247V92H246V89H245V87H244V85H243V88L242 87H240V88H237V89H235V94H233V96H234V98L232 97L231 99H233V101L231 100V102L229 103L228 101H230V99L227 97L226 99H229L227 102V104H226V106L224 107L225 109H226V107L228 108L227 109V111H228V113L230 114V116L231 115H233V114H235L236 112L240 115V116H244V118H246V119H244L243 120V125H242V129L244 128V129H246V134H245V138L247 137L248 139L249 138H251V139H256L257 141H259L261 144H262V146L264 147V128L262 129V127L261 128H259L258 126H257V123H255L254 122V116H261V114L259 113V109H261V106L263 105L262 103H264V99H258L257 98V96L255 95H253L254 97H255V99L254 98H252V100L253 101H255V102H253L252 100L250 101H245L244 99L246 98H244V96H246V95H244ZM248 93V95H250ZM2 93H0V95H1ZM5 95H6V92L4 93ZM27 94V95H28ZM175 94V93H174ZM222 94H223V92H222ZM230 94V93H229ZM228 94V95H229ZM10 95V94H9ZM21 94H19V96H20ZM27 95H25V96H27ZM30 95V94H29ZM28 95V96H29ZM114 95V94H113ZM137 95V94H136ZM153 95V94H152ZM155 95V94H154ZM154 95H153V97H154ZM165 95V94H164ZM167 95V94H166ZM194 95V94H193ZM231 95V94H230ZM24 96V95H23ZM22 96V97H23ZM31 96V95H30ZM34 96V95H33ZM142 96H144V95H142ZM151 96V95H150ZM160 96H161V94H160ZM167 96H169V95H167ZM195 96V95H194ZM210 97H212V95H209ZM220 96V95H219ZM224 96H225V94H224ZM252 96V95H251ZM126 97H127V95H126ZM132 97V96H131ZM145 97V96H144ZM147 97H148V95H147ZM152 97V96H151ZM161 97H163V96H161ZM184 97V96H183ZM230 97V96H229ZM25 98V97H24ZM23 98V99H24ZM134 98V97H133ZM167 98V97H166ZM213 98V97H212ZM250 98V97H249ZM262 98V97H261ZM4 99H5V96H4ZM15 99V98H14ZM26 99V98H25ZM135 99V98H134ZM136 99H138V98H136ZM143 99V98H142ZM141 99V100H142ZM147 99V98H146ZM159 99H161L160 97H159ZM174 99V98H173ZM173 99H171V100H173ZM205 99V98H204ZM211 99V98H210ZM209 99V100H210ZM213 99H215V98H213ZM212 99V100H213ZM218 99H219V97H218ZM247 99V98H246ZM6 100H8V99H6ZM5 100V101H6ZM13 100V99H12ZM18 100V99H17ZM148 100V99H147ZM162 100V99H161ZM168 100V99H167ZM203 100V99H202ZM222 100V99H221ZM220 100V102H221V104H223V106H224V104L226 103H222V101ZM224 100V99H223ZM24 101V100H23ZM28 101V100H27ZM115 101V100H114ZM136 101V100H135ZM134 101V102H135ZM160 101V100H159ZM191 101V100H190ZM200 101V100H199ZM224 101H226V100H224ZM4 102V101H3ZM21 102V101H20ZM29 102H30V100H29ZM127 102V101H126ZM129 102V101H128ZM137 102V101H136ZM140 102H142V101H140ZM144 102H146V100L145 101H143V103L141 104V105H144ZM167 102V101H166ZM217 102V101H216ZM215 102V103H216ZM14 103V102H13ZM22 103V102H21ZM32 103V102H31ZM132 103V105H133V102H130V104ZM147 104H148V102H146ZM159 103V102H158ZM169 103V102H168ZM167 103V104H168ZM181 103V102H180ZM180 103H179V105H180ZM210 103V102H209ZM6 105L7 104H12V103H9V102H7V103H5ZM29 104V103H28ZM139 104V103H138ZM160 104H161V101H160ZM173 104H175V103H173ZM183 104V103H182ZM212 104H213V101H212ZM4 105V104H3ZM6 105L5 106H0V115H3V113H5V110H8V109H6ZM19 105V104H18ZM31 105V104H30ZM126 105V104H125ZM135 105H137V103H135L134 104V107H135ZM140 105V106H141ZM151 105H152V103H151ZM150 105V106H151ZM156 105V104H155ZM127 106L129 107V105L127 104ZM139 106V107H140ZM149 106V105H148ZM149 106V107H150ZM170 106V105H169ZM217 106V105H216ZM223 106H219L218 105V108H222ZM7 107H9V105L7 106ZM18 107V106H17ZM29 107V106H28ZM27 107V108H28ZM126 107V106H125ZM131 107V106H130ZM133 107V106H132ZM137 108H138V106H136ZM153 107V106H152ZM151 107V108H152ZM174 107V106H173ZM176 107V106H175ZM183 107H184V105H183ZM212 107H213V105H212ZM11 108V107H10ZM14 108H16V107H14ZM21 108V107H20ZM213 108H215V110L217 109L216 107H213ZM224 108H222V109H224ZM29 109H31L30 107H29ZM133 109H135V108H133ZM139 109V110H138ZM137 110L139 111V113H140V111H142V110H140V108H138ZM144 109V108H143ZM174 109V108H173ZM203 109V108H202ZM263 109H264V107H263ZM15 110V109H14ZM17 110V109H16ZM23 110V109H22ZM126 110V109H125ZM124 110V111H125ZM147 110H149V109H147ZM146 110V111H147ZM182 110V109H181ZM192 110V109H191ZM196 110V109H195ZM214 110V112H216ZM220 110V109H219ZM32 111V110H31ZM111 111V110H110ZM128 111V110H127ZM152 111V110H151ZM169 111V110H168ZM177 111H178V109H177ZM183 111V110H182ZM227 111H225V113L227 112ZM9 112V111H8ZM20 112V111H19ZM25 112H28V111H25ZM121 112V111H120ZM129 112V111H128ZM149 113H150V111H148ZM213 112V113H214ZM261 112V111H260ZM15 113V112H14ZM22 113V112H21ZM107 113V112H106ZM122 113H123V111H122ZM137 113V112H136ZM142 113V112H141ZM148 113V114H149ZM151 113H153V112H151ZM176 113V112H175ZM183 113V112H182ZM209 113H211L210 111H209ZM216 113H218V111L216 112ZM222 113V112H221ZM224 113V112H223ZM228 113H226L227 115H228ZM262 113V112H261ZM264 113V112H263ZM16 114V113H15ZM31 114V113H30ZM113 114V113H112ZM115 114V113H114ZM121 114V113H120ZM119 114V115H120ZM144 114H146V113H144ZM6 115H7V112L5 113V117H6ZM11 115V114H10ZM13 115L14 114H12V118H14L13 117ZM21 115V114H20ZM38 115V114H37ZM101 115V114H100ZM124 115H125V113H124ZM131 115V114H130ZM137 115V114H136ZM149 115H151L150 117L152 118V120H154L155 121V124L158 126V128L156 129V130H154V133L152 132V135L153 136H151L153 139H152V142H153V144H150V142L148 143V146L149 147H151L150 149L149 148H147V152H148V154L150 155V153H152V151H154L155 152V154L157 155V158L158 159H156L155 161H157V162H159V161H164L167 165L169 164V163H171V160H173V159H176L177 157H178V154L180 155V152H181V149L183 148H181V142L179 141V138L176 136V135H174L173 137H170V135L171 134H169V137H165L164 135H161L160 133L161 132H164V131H161V129H160V125L159 124H161V120L162 119H160V117H157V116H153V114H149ZM164 115V114H163ZM172 115V114H171ZM185 115V114H184ZM187 115V114H186ZM198 115V114H197ZM219 115V114H218ZM220 115H222V114H220ZM4 116V115H3ZM24 116V115H23ZM22 116V117H23ZM99 116V115H98ZM104 116V115H103ZM108 116H110L109 114H108ZM128 116V115H127ZM140 116V115H139ZM154 117V119H153V117ZM178 116V115H177ZM180 117H182L181 115H179ZM178 116V117H179ZM201 116V115H200ZM212 116V115H211ZM263 117H264V115H262ZM123 117V116H122ZM137 117V116H136ZM142 117V116H141ZM146 117H147V115H146ZM178 117H176L175 119L173 118V120L171 119V120H169L170 119V117L167 115V116H165V117H163L164 119H166V123H173V125L174 124H176V125H174V127L176 128V129H178L179 128V121L177 122L176 121V119L178 118ZM184 117V116H183ZM182 117V118H183ZM186 117H188V116H186ZM214 117V116H213ZM216 117V116H215ZM214 117V118H215ZM220 117V116H219ZM223 117V116H222ZM225 117V116H224ZM228 117V116H227ZM10 118V120L8 119L7 121L9 122V121H11L12 122V118H11V116L9 117ZM16 118V117H15ZM27 118H28V116H27ZM27 118H26V120H27ZM37 118H38V116H37ZM42 118V117H41ZM105 117H103V119H104ZM120 118V117H119ZM135 118V117H134ZM151 118H150V122H151ZM182 118H180L181 120H182ZM203 118V117H202ZM241 118V117H240ZM20 119V118H19ZM18 118L16 119L17 121L19 120ZM25 119V118H24ZM102 119V118H101ZM109 119V118H108ZM113 119V118H112ZM117 119V118H116ZM125 119V118H124ZM135 119H138L139 120V118L137 117V118H135ZM148 119V118H147ZM220 119V118H219ZM224 119V118H223ZM229 119V118H228ZM2 120H4V119H2ZM15 120V119H14ZM15 120V121H16ZM41 120V119H40ZM105 120V119H104ZM123 120V119H122ZM186 120V119H185ZM217 120V119H216ZM1 121V120H0ZM6 121V122H7ZM21 121V120H20ZM23 121V120H22ZM101 121V120H100ZM126 121V120H125ZM135 121H137V120H135ZM139 121H141V118H140V120ZM143 121V122H142ZM141 122H139V124L141 123H143L142 125H146L145 124V120L143 119ZM154 121H152V122H154ZM163 121V120H162ZM187 121V120H186ZM203 121H205V120H203ZM215 121V120H214ZM220 121H222V119L220 120ZM5 122V121H4ZM6 122L4 123V124H6ZM11 122H10V124L9 125H11ZM19 122V121H18ZM28 122V121H27ZM85 122V121H84ZM114 122V121H113ZM131 122V121H130ZM134 122V119H133V121L130 123V124H132ZM182 122H183V120H182ZM211 122V121H210ZM213 122V121H212ZM225 122V121H224ZM227 122V121H226ZM40 123V122H39ZM42 123V122H41ZM73 123V122H72ZM98 123V122H97ZM114 123H116V122H114ZM124 123V122H123ZM128 123V122H127ZM135 123V122H134ZM137 124H138V121L136 122ZM147 123V122H146ZM162 123H164V122H162ZM183 123H185V122H183ZM190 123V122H189ZM193 123V122H192ZM198 123V122H197ZM201 123H203V122H201ZM230 123V122H229ZM8 124V123H7ZM13 124V123H12ZM101 124V123H100ZM102 124H103V122H102ZM113 124V123H112ZM155 124H154V128H155ZM199 124V123H198ZM203 124H206V122L205 123H203ZM209 124H212V123H209ZM215 124V123H214ZM237 124V123H236ZM254 124V125H253ZM256 124V125H255ZM261 124V123H260ZM14 125V124H13ZM36 125V124H35ZM86 125V124H85ZM93 125V124H92ZM111 125V124H110ZM109 125V127H111ZM123 125V124H122ZM126 125V124H125ZM162 125V124H161ZM164 125V124H163ZM199 125H201V124H199ZM16 125H14V127H15ZM82 126V125H81ZM104 126V125H103ZM118 126H119V124H118ZM121 126V125H120ZM131 126V125H130ZM133 126V125H132ZM135 126H137L136 124H135ZM134 126V127H135ZM140 126V125H139ZM144 126H142V127H144ZM149 126V125H148ZM168 126V125H167ZM197 126V125H196ZM195 126V127H196ZM228 126V125H227ZM234 126V125H233ZM261 126H264V125H261ZM12 127V126H11ZM24 127H26V126H24ZM38 127V126H37ZM36 127V128H37ZM63 127V126H62ZM93 127V126H92ZM95 127H96V125H95ZM107 127V126H106ZM115 127V126H114ZM129 127V126H128ZM142 127H141V129H142ZM152 127V126H151ZM199 127V126H198ZM209 127V126H208ZM207 127V128H208ZM257 128V131H255L254 130V128ZM8 128H9V126H8ZM18 128V127H17ZM81 128V127H80ZM85 128V127H84ZM89 128V127H88ZM102 128H104V127H102ZM119 128V127H118ZM122 128V127H121ZM161 128H163V126H161ZM190 128H191V126H190ZM189 128V129H190ZM10 129H12V128H10ZM32 129V128H31ZM63 129V128H62ZM68 129V128H67ZM66 129V130H67ZM104 129H106V128H104ZM120 129V128H119ZM124 129V128H123ZM129 129V128H128ZM140 129V130H141ZM149 129V128H148ZM169 129V128H168ZM170 129H172V128H170ZM180 129V128H179ZM194 130H195V128H193ZM202 129V128H201ZM204 129V128H203ZM218 129H219V127H218ZM6 130V129H5ZM4 130V131H5ZM17 130V129H16ZM20 130V129H19ZM18 130V131H19ZM27 130V129H26ZM60 130H61V127H60ZM59 130V131H60ZM83 130H85V129H83ZM90 130V129H89ZM101 130H103V129H101ZM131 130V129H130ZM129 130V131H130ZM133 130H134V128H133ZM172 130H174V129H172ZM224 130H225V128H224ZM233 130V129H232ZM13 131V130H12ZM22 131H24L23 133H26V131L25 130H22ZM21 131V132H22ZM67 131H69V130H67ZM73 130H71V132H72ZM95 131H96V129H95ZM105 131V130H104ZM114 131V130H113ZM113 131L111 132V133H113ZM125 131V130H124ZM127 131V130H126ZM146 131V130H145ZM185 131V130H184ZM197 131V130H196ZM205 131V130H204ZM214 131V130H213ZM213 131H211V130H209L208 129V131H207V133L206 132H204V133H206V135H205V139H207V141H209V143H210V145L208 146V145H205V144H202V143H204V142H201L202 140H195V138L193 139L192 137H193V135L191 134V137L190 138H192L191 140L189 139V138H187V139H185L186 141L185 142H188L193 148H195V150H196V152H197V149L198 148H200V149H203L204 147H210L211 149L212 148H217V149H213V152L211 153V152H205V154H204V159H203V157H202V159L203 160H201V161H199L198 159H195V160H193V161H189V166H186V168L185 169H180L179 171L178 170H172V173L169 175V173L167 174V177H166V179L167 180H165V182H171V181H173L174 182V179H175V182H174V184H176L177 186H179V188H177L176 186H175V188H173L172 187V189H170V187L168 188V189H170L169 191H170V193H168L169 195H167V193H166V198L165 197H162V196H165V194L162 192V191H158V192H160L161 194H162V196H160V194L157 196V194L154 196V197H152V199L155 201L154 202V204L155 205H157L156 203H158V207L160 208H165V207H171V206H173L174 204H177V202H180L182 205L183 204H187V206L186 205H184V213H182L181 212V210H180V212L183 214H179L180 216H179V219H177V220H180L181 222H180V225H182L183 226V229H181V230H178V231H173V232H175V235L176 236H179L180 237V241H181V238H182V240H184L183 238H184V236H182L181 237V233H185V232H189L190 233V237H192L193 239L195 238H197V239H199L200 240V242H202V248L203 247H211V246H213V245H220L221 247H222V249L224 248V247H229V245L227 246V244L224 242V239L225 238H223V234L226 232V228H230V226H232V232H231V234L233 235H236V233H237V226H241V227H243V223L245 222V220H244V214H242L241 212H239V210H237L236 209V207H234V206H232V204H231V202L229 203V201H228V203L227 204H224V207H227V208H225L224 209V211H218V210H220V209H218V206H217V201L216 200H218V199H220V197H218V199H216L215 200V196H220V193H223V195H227V197L229 198V199H232V198H234V199H236V192L234 193V194H232V193H230L229 192V189H228V192H226V190H224L221 186H220V183H218L217 185H219V189L220 190H218L217 188H216V186H214L215 184H214V182H218V176L216 175L215 176V174L213 175L210 171H211V168L213 167V165L215 164V162H220V161H223L222 160V158H228V156H234V157H236V154H238V153H236V152H233V151H231V146L233 145H231V143H227L226 141L223 143V145L221 146V147H214V144L216 143V141H215V143H214V139H213V135H215L214 134V132ZM215 131H216V127H215ZM20 132V133H21ZM46 132V131H45ZM63 132V131H62ZM66 132V131H65ZM88 132V131H87ZM97 132V131H96ZM107 132V131H106ZM119 132V131H118ZM147 132V131H146ZM170 132V131H169ZM177 132V131H176ZM187 132H189V131H187ZM186 132V133H187ZM194 132V131H193ZM192 132V133H193ZM229 132V131H228ZM19 133V135H21ZM22 133V135H24ZM52 133V132H51ZM83 133V132H82ZM91 133V132H90ZM110 133V134H111ZM168 133V132H167ZM173 133V132H172ZM216 133V132H215ZM224 133V132H223ZM3 134V133H2ZM41 134V133H40ZM57 134V133H56ZM72 134V133H71ZM74 134H76V133H74ZM130 134V133H129ZM174 134V133H173ZM179 134V133H178ZM5 135V134H4ZM27 135V134H26ZM33 135V134H32ZM31 135V136H32ZM47 135H49V134H47ZM54 135V134H53ZM64 135V134H63ZM89 135V134H88ZM94 135V134H93ZM99 134H97V136H98ZM113 135V134H112ZM122 135V134H121ZM184 135V134H183ZM239 135V134H238ZM237 135V136H238ZM10 136V135H9ZM72 136V135H71ZM75 136V135H74ZM91 136H92V134H91ZM97 136H92V137H89V136H84L86 139V141H85V143H84V141H83V143H84V149H82L81 151L79 150V151H77V153H75V154H73V152H72V150H71V148H74V147H72L71 146V148H69L66 144L67 143H65V142H56V143H60L61 145H59V144H56V145H59V146H57L58 148H55V149H52L51 148V144H49L50 145V150H49V152H48V154L46 153V155H47V157L48 158H46V159H48V160H50V164L51 163H53L54 162V160L52 161V159H55L54 158V156H56V155H59L60 153H62V154H64L65 156H67V155H70V153H71V155L73 154V156L74 155H76V157H77V163H79L76 167L75 166H73L72 165V167L73 168H77V167H80L81 169H82V167H84V165L85 164H87L88 163V166L89 165H91V162L93 161V162H97V163H100L101 165V167H100V169L98 170V169H96V168H89L90 170L87 172V175L85 176V178H84V181L82 180L81 181V183L79 184V192L78 193H76L77 194V196H75V194L73 193H71V192H69L68 191V193H66V191H64L63 193H60V194H57V197H53L52 196V191H54V189H55V185H56V183L55 184H52L51 182H50V180L49 179H43V178H41L40 179V181L38 182V177L36 176V170L35 169H33V167H34V165H32L31 167H32V169L31 170H35V175L34 174H32V175H34V176H36V180H34V182H32L31 183V181H29V176L30 175H28V178L27 177H24L25 175L27 176V173H25L24 175H23V173H24V163H22L21 161H25V156H30V157H32L33 159H34V157H36V152H33V150H31V153H29L30 155H28L27 153H26V147H25V135L24 136H22V137H18V142H17V144H16V146L14 147V144H13V146L12 147H14L12 150H8V152H6V150H4L5 152H6V155L8 156V158H5V156H2V157H0V184L2 185V187H3V189H0L1 191L2 190H4V192H7L8 194H9V197H8V199H9V201L6 203L7 205H0V219L2 220V222L4 221L5 222V224L7 225V228H8V245H12L10 248H12V247H17L18 249H20V247L21 246H19L18 247V245L20 244H23V248L21 247V249L20 250H22V249H26V247H29V249L30 250H32V252L28 249V251H26V250H24L25 252H27V253H25L26 255H28V253L30 254V253H32L33 254V251L35 250H37L36 252H38L37 254H36V259H37V255H39V251H40V249L38 248L39 246L41 247V245L42 246H45L46 245V249H52L53 250V248L55 247V249L56 248H64L65 247V245H66V243L69 241L68 239H70V238H68L67 236H68V233H73L74 231H76V229L74 228V229H72V226H71V222L72 221H74L75 220V218H73L74 220H72V218H71V213H70V211L74 208H72V206L74 205V204H72V202H75L76 201V203H78L77 201L79 200V196H80V198H82V201H80L79 203L81 204V203H83V205H86V208H88L89 206H92V204L95 202V201H97L98 200V198H96L95 196H96V194H98V197H102V198H104L103 197V195L104 194H108L109 192L108 191H110V190H114V189H116V187L117 186H111L109 183H111V182H113V184L112 185H115V183L114 182H116V185H119V181H121V178L123 179V174H125V167H126V165L128 164V162L130 161V162H132V163H135V165L136 166H138L139 168H137L136 166H134V167H136L137 169L135 170L136 172L137 171H139V172H137V173H139L140 174V176L142 177V178H144L145 180H146V182H147V180L149 181V183L151 182V181H154V180H151V178L154 176L155 177V175L156 174H154V172H156L157 171V169H156V171H155V165H154V163H153V161H150V159H149V157H147L148 158V160H149V163L148 164H146V165H143L144 164V161L143 160H141V159H145L144 157L143 158H141V156H140V153H143V152H141L139 149H136L134 146H133V148H135V149H131V148H128V149H124L123 150V148L120 150L119 148H115V147H113L114 146V144L112 143V145H109V143L108 144H106L105 145V148H107L106 149V153L105 152H103L102 153V155L101 154H99V151H98V154H95L94 153V155H93V153H92V156H91V152H94L95 151V149L94 148H98V146H99V148L101 147V141L103 140L104 141V143L105 142H107V137L105 136V134H103V135H99V136H101V139L99 138V136L97 137ZM114 136V135H113ZM131 136V135H130ZM138 136V135H137ZM146 136V135H145ZM164 136V137H163ZM236 136V135H235ZM24 137V138H23ZM42 137V136H41ZM59 137H60V135H59ZM62 137V136H61ZM66 137V136H65ZM83 137V136H82ZM119 137V136H118ZM124 137V136H123ZM128 137V136H127ZM144 137V136H143ZM143 137H141V138H143ZM147 137V136H146ZM184 137V136H183ZM188 137V136H187ZM194 137H195V135H194ZM6 139H7V136L5 137ZM4 138V139H5ZM39 138V137H38ZM56 137H54V139H55ZM68 138V137H67ZM73 137H71V139H72ZM134 138H135V136H134ZM139 138V137H138ZM196 138H197V136H196ZM215 138V137H214ZM245 138H243L242 137V139H245ZM2 139H3V137H2ZM76 139V141H78L77 140V138H75ZM82 139V138H81ZM84 139V138H83ZM98 139L100 140V142L98 141ZM109 139H110V137H109ZM120 139V138H119ZM151 139V138H150ZM198 139V138H197ZM200 139V138H199ZM241 139V138H240ZM50 140V139H49ZM73 141H74V139H72ZM71 140V141H72ZM80 140V139H79ZM113 140H115L116 141V138L115 139H113ZM143 140V139H142ZM166 141V144L167 145H164L165 143L163 142V141ZM224 140V139H223ZM2 141V140H1ZM4 141V140H3ZM9 141V140H8ZM56 141V140H55ZM108 141H110V140H108ZM120 141V140H119ZM122 141H123V139H122ZM127 141H129V140H127ZM220 141V140H219ZM240 141V140H239ZM243 141V140H242ZM247 141V140H246ZM256 141V142H257ZM54 142V141H53ZM70 142V141H69ZM75 142V141H74ZM132 142V141H131ZM134 142V141H133ZM143 142V141H142ZM147 142V141H146ZM229 142V141H228ZM254 142V141H253ZM51 143V142H50ZM55 143V142H54ZM71 143V142H70ZM73 143V142H72ZM76 143V142H75ZM74 143V144H75ZM80 143V142H79ZM82 143V142H81ZM126 143V142H125ZM140 143V142H139ZM156 143V144H155ZM196 143L199 145L198 147H197V145H196ZM5 144H7V145H9L10 144V146H11V144L12 143H7V141H6V143ZM47 145H48V143H46ZM53 144V143H52ZM103 144V143H102ZM117 144V143H116ZM133 144V143H132ZM145 144V142L143 143V145ZM254 144H256V143H254ZM259 144V143H258ZM0 145H2V143H0ZM6 145V146H7ZM69 146L71 145V144H68ZM73 145V144H72ZM108 145V146H107ZM135 145H136V143H135ZM142 145V144H141ZM215 145H217V144H215ZM5 146V147H6ZM53 146V145H52ZM81 146H83L82 144H81ZM140 146V145H139ZM147 146V147H148ZM242 146V145H241ZM5 147L3 148V149H5ZM12 147H10V148H12ZM28 147H29V145H28ZM32 147V146H31ZM45 147V146H44ZM123 147V146H122ZM196 147H197V149H196ZM240 147V146H239ZM256 147V146H255ZM2 148V147H1ZM47 148L49 149V147L47 146ZM54 148V147H53ZM81 148V147H80ZM83 148V147H82ZM90 148H93L94 150L93 151H91L90 152ZM97 148H96V152H97ZM104 148V149H105ZM171 149V153L170 152H168V149ZM2 149V150H3ZM87 149H88V151H87ZM144 149H146L145 148V146H144ZM167 149V150H166ZM190 149V148H189ZM240 149H242V148H240ZM2 150H0L1 151V154H2ZM27 150H28V148H27ZM40 150V149H39ZM87 152H86V151ZM99 150V149H98ZM103 150V149H102ZM107 150H108V153H107ZM152 150V151H151ZM194 150V149H193ZM205 150V149H204ZM248 150H249V148H248ZM29 151V150H28ZM35 151H37V149L35 150ZM124 151V152H123ZM144 151V150H143ZM162 151H165V153L166 152H168V153H166L167 155H165V154H163L162 153ZM206 151V150H205ZM209 151H211V150H209ZM199 152L201 153V150H199ZM193 153V152H192ZM192 153H182V156L180 157V159L181 158H183V155H185L184 156V162H183V164L185 163V160H189L190 158H192V157H190L189 158V156H196L194 153L192 154ZM234 153H236V154H234ZM242 153V152H241ZM244 153V152H243ZM0 154V155H1ZM39 154V153H38ZM41 154V153H40ZM40 154H39V156H40ZM127 154H129L128 155V157L126 156ZM144 154H146L145 153V151H144V153H143V155ZM203 154V153H202ZM2 155H4V154H2ZM9 155H11V159L14 157V160L12 159H10V157H9ZM61 155V154H60ZM188 155V156H187ZM200 155V154H199ZM41 156H43L42 154H41ZM40 156V157H41ZM126 156V157H125ZM152 156H154V155H152ZM187 156V157H186ZM38 157V156H37ZM36 157V158H37ZM40 157H39V160H40ZM59 158H60V156H58ZM64 157V156H63ZM69 157V156H68ZM67 157V160L69 159H73V160H75L76 161V159H74V158H68ZM75 157V156H74ZM189 158V159H186V158ZM18 158H19V160H18ZM23 158V159H22ZM35 158V159H36ZM62 158V157H61ZM146 158V159H147ZM259 158V157H258ZM263 158V157H262ZM21 159V160H20ZM30 161L32 160V161H35V159L33 160V159H31V158H28ZM42 159H44V158H42ZM193 159V158H192ZM228 159H231L230 157L228 158ZM259 159H261V157L259 158ZM17 160V161H16ZM27 160V159H26ZM64 160H65V157H64ZM68 160V161H69ZM91 160V161H90ZM250 160V159H249ZM262 160V159H261ZM11 161H14V163L13 162H11ZM31 161V162H32ZM38 161V160H37ZM37 161H35L34 163L35 164H37L38 162ZM43 162L45 161V159L44 160H42ZM56 161V160H55ZM67 161V162H68ZM75 161H73V162H71V163H74ZM134 161V162H133ZM142 161H143V163H142ZM226 161V160H225ZM225 161H223L224 163H225ZM228 161V160H227ZM237 161H238V159H237ZM246 161V160H245ZM37 162V163H36ZM40 162V161H39ZM42 162V163H43ZM156 162V163H157ZM223 162H221V165H223L224 163ZM232 162V161H231ZM261 163H262V161H260ZM264 162V161H263ZM30 163V162H29ZM65 163H66V161H65ZM70 163V161L67 163V164H69ZM76 163V162H75ZM74 163V164H75ZM76 163V164H77ZM96 163V164H97ZM106 163V164H105ZM145 163H146V161H145ZM261 163H260V165H261ZM26 164H28L27 163V161H26ZM30 164H33V163H30ZM58 164V163H57ZM94 164V163H93ZM103 164H105V165H103ZM162 164V163H161ZM182 164V165H183ZM188 164V163H187ZM186 164V165H187ZM29 165V164H28ZM38 165V164H37ZM44 165V164H43ZM47 165V164H46ZM64 165V164H63ZM157 165V164H156ZM226 165H227V163H226ZM264 165V164H263ZM26 166V165H25ZM67 166H69V165H67ZM88 166L86 167V168H88ZM97 166H99V165H97ZM102 166H104V167H102ZM131 166V165H130ZM143 166H148V167H146V168H142ZM171 166V165H170ZM173 166V165H172ZM216 166V165H215ZM214 166V167H215ZM219 166V165H218ZM239 166V165H238ZM40 167H42L41 166V164H40ZM44 167V166H43ZM51 167H53L52 165H51ZM50 167V168H51ZM65 167H66V165H65ZM90 167V166H89ZM92 167V166H91ZM132 167H133V164H132ZM131 167V168H132ZM167 168L169 167V166H166ZM165 167V168H166ZM217 167V166H216ZM34 168H36V167H34ZM37 168H39V167H37ZM49 168V167H48ZM49 168V169H50ZM86 168H85V170H86ZM161 168V167H160ZM237 168V167H236ZM57 169V168H56ZM67 169V168H66ZM69 169H70V166H69ZM135 169V168H134ZM140 169V170H139ZM172 169V168H171ZM177 169V168H176ZM216 169V168H215ZM221 169V168H220ZM250 169V168H249ZM248 169V170H249ZM27 170H29V169H27ZM40 170H41V168H40ZM84 169H82L81 171H83ZM124 170V171H123ZM126 170H127V168H126ZM130 170L131 169H129V172H130ZM167 170V169H166ZM238 170V169H237ZM240 170V169H239ZM254 170V169H253ZM74 171V170H73ZM77 171V170H76ZM80 171V170H79ZM178 171V172H177ZM220 171V170H219ZM44 172V171H43ZM50 172H52V171H50ZM59 172V171H58ZM67 172V171H66ZM72 172V171H71ZM128 172V171H127ZM133 172V171H132ZM131 172V173H132ZM135 172V173H136ZM167 172V171H166ZM28 173H29V171H28ZM31 173H32V171H31ZM41 173V172H40ZM45 173H46V171H45ZM74 173V172H73ZM81 172H79V174H80ZM136 173V174H137ZM157 173V172H156ZM215 173V172H214ZM245 173V172H244ZM255 173V172H254ZM30 174V173H29ZM43 174V173H42ZM41 174V175H42ZM52 174H53V172H52ZM55 174V173H54ZM60 174V173H59ZM75 174H77V173H75ZM78 174V175H79ZM83 174V173H82ZM163 174V173H162ZM30 176V177H34V176ZM47 176H48V174H46ZM85 175V174H84ZM83 175V176H84ZM125 175H130V174H125ZM166 175V174H165ZM172 175H174V178H172ZM264 175V174H263ZM47 176H46V178H47ZM131 176H133V175H131ZM134 176H135V174H134ZM139 176V177H140ZM158 176V175H157ZM231 176V175H230ZM50 177V176H49ZM54 177V176H53ZM59 177V176H58ZM81 177V176H80ZM129 177V176H128ZM136 177V176H135ZM168 177H169V179H168ZM35 178V177H34ZM51 178V177H50ZM56 178V177H55ZM73 178V177H72ZM78 178V177H77ZM77 178H75V179H77ZM82 178V177H81ZM159 178V177H158ZM164 178V177H163ZM258 178V177H257ZM262 178H264V177H262ZM38 179V180H37ZM125 179V178H124ZM141 179V178H140ZM153 179V178H152ZM247 179V178H246ZM32 180V181H33ZM131 181H133V179L131 178L130 179ZM138 180V179H137ZM264 180V179H263ZM135 181V180H134ZM254 181V180H253ZM252 181V182H253ZM59 182V181H58ZM117 182H118V184H117ZM121 182H123V181H121ZM130 182V181H129ZM128 181L126 182V184L127 183H129ZM161 182V181H160ZM164 182V183H165ZM250 182V181H249ZM125 183V182H124ZM132 183V182H131ZM134 183V182H133ZM132 183V184H133ZM142 183H144V182H142ZM164 183H163V185H164ZM167 183V184H168ZM69 184V183H68ZM74 184V183H73ZM72 184V185H73ZM76 184V183H75ZM121 184V183H120ZM130 184V183H129ZM146 184V183H145ZM224 184V183H223ZM226 184H227V182H226ZM260 184V183H259ZM0 185V186H1ZM69 185H71V184H69ZM122 185H123V183H122ZM137 186H138V184H136ZM158 185V184H157ZM225 185V184H224ZM228 185V184H227ZM251 185V184H250ZM258 185V184H257ZM67 186V185H66ZM126 186V185H125ZM124 186V187H125ZM134 186H135V184H134ZM147 186V185H146ZM155 186V185H154ZM226 186V185H225ZM245 186V185H244ZM259 186V185H258ZM257 186V187H258ZM119 187H120V185H119ZM119 187H118V189H119ZM127 187H129L128 186V184H127ZM131 187V186H130ZM129 187V188H130ZM139 187V186H138ZM160 187V186H159ZM218 187V186H217ZM228 187H230V186H227V188ZM232 187V186H231ZM249 187V186H248ZM255 187V186H254ZM68 188V187H67ZM114 188V189H113ZM133 188H135V187H133ZM148 188V187H147ZM146 188V189H147ZM166 188V187H165ZM64 189V188H63ZM110 189V190H109ZM120 189H121V187H120ZM160 189V188H159ZM255 189V188H254ZM77 190V191H78ZM135 190H136V188H135ZM144 190V189H143ZM154 190V189H153ZM152 190V191H153ZM157 190V189H156ZM171 190H173V191H171ZM56 191V190H55ZM74 191V190H73ZM72 191V192H73ZM253 191V190H252ZM3 192V193H4ZM61 192V191H60ZM105 192V193H104ZM121 192H122V190H121ZM141 192V191H140ZM256 192V191H255ZM55 193V192H54ZM110 193H111V191H110ZM113 193V192H112ZM133 193V192H132ZM1 194V193H0ZM4 194H6V193H4ZM7 194V195H8ZM147 194V193H146ZM152 194V193H151ZM177 194V195H176ZM1 195H3V194H1ZM0 195V196H1ZM112 195H114V193L112 194ZM136 195V194H135ZM106 196H108V195H106ZM111 196V195H110ZM109 196V197H110ZM115 196V195H114ZM144 196V195H143ZM151 196V195H150ZM176 196H178V197H180V201H179V198L178 199H176L177 197ZM4 197H6L5 195H4ZM12 197V199H10ZM140 197V196H139ZM224 196H222V198H223ZM226 197V198H227ZM173 198H175V200H177V202L173 199ZM107 199H108V197H107ZM107 199H105V200H107ZM110 199V198H109ZM112 199H114V198H112ZM116 199V198H115ZM115 199H114V201H115ZM151 199V200H152ZM212 199H214V200H212ZM225 199V198H224ZM224 199H223V202H224ZM1 200L2 201H4L2 198H1ZM81 200V199H80ZM120 200V199H119ZM128 200V199H127ZM147 200V199H146ZM256 200V199H255ZM254 200V201H255ZM10 201H11V203H10ZM111 201V202H110ZM110 201H108L109 203H112V201L113 200H111L110 199ZM225 201H227V200H225ZM1 202V201H0ZM6 202V201H5ZM97 202H99V200L97 201ZM117 202V201H116ZM176 202V203H175ZM9 203L12 205L13 204V207L10 205V207H12V208H14L13 210H14V214H15V216H12V217H10L9 215H7L8 213L6 212L7 210V208H8V206H9ZM78 203V204H79ZM100 203V202H99ZM102 203V202H101ZM108 203V204H109ZM115 203V202H114ZM137 203H138V201H137ZM225 203V202H224ZM234 203V202H233ZM237 203V202H236ZM245 203V202H244ZM255 203V202H254ZM258 203V202H257ZM103 204V203H102ZM101 204V205H102ZM116 204H118V203H116ZM150 204V203H149ZM151 204H152V202H151ZM181 204H180V206H181ZM223 204V203H222ZM95 205V204H94ZM96 205H97V207L98 206H101V205H98L97 203H96ZM104 205H105V203H104ZM103 205V206H104ZM133 205V204H132ZM146 205V204H145ZM178 205V204H177ZM219 205V204H218ZM255 205V204H254ZM81 206V205H80ZM125 206H127V204L125 205ZM148 206V205H147ZM93 207V206H92ZM95 207V206H94ZM137 207V206H136ZM141 207V206H140ZM155 207H157V206H155ZM157 207V208H158ZM177 207L178 206H176V211L178 210L177 209ZM223 207V206H222ZM231 207H232V209H231ZM238 207H240V206H238ZM253 207V206H252ZM76 208V207H75ZM81 208H82V206H81ZM104 208V207H103ZM113 208V207H112ZM139 208V207H138ZM142 208V207H141ZM141 208H139V209H141ZM144 208V207H143ZM148 208V207H147ZM152 208V207H151ZM175 208V207H174ZM179 208V207H178ZM190 208V209H189ZM55 210V211H52V210ZM83 209V208H82ZM91 209H93V208H91ZM90 209V210H91ZM121 209V208H120ZM126 209V208H125ZM169 209H171V208H169ZM208 209V210H207ZM222 209V208H221ZM236 209V210H235ZM241 209V208H240ZM123 210V209H122ZM154 210V209H153ZM161 210V209H160ZM77 211H79L78 209H77ZM76 210H75V212H77ZM81 211V210H80ZM124 211V210H123ZM130 211V210H129ZM228 211L229 212H232V213H234V214H229L228 213ZM72 212H74V210H72ZM90 212V211H89ZM88 212V213H89ZM125 212H126V210H125ZM141 212V211H140ZM163 212V211H162ZM161 212V213H162ZM167 212H168V210H167ZM244 213H247L248 214V212L246 211H243ZM249 212H252V211H249ZM7 213V214H6ZM53 213V214H52ZM77 213H79V212H77ZM86 213V212H85ZM91 213V212H90ZM112 213V212H111ZM139 213V212H138ZM143 213V212H142ZM141 213V214H142ZM160 213V212H159ZM166 213V212H165ZM169 213V212H168ZM255 213V212H254ZM258 213V212H257ZM10 214V213H9ZM12 214V213H11ZM83 214V213H82ZM87 214V213H86ZM94 214H95V212H94ZM131 214V213H130ZM140 214V213H139ZM170 214H172L171 212H170ZM169 214V215H170ZM76 215V214H75ZM113 215V214H112ZM123 215V214H122ZM159 215V214H158ZM174 215H175V213H174ZM246 215V214H245ZM9 216V217H8ZM72 216H73V214H72ZM86 216V215H85ZM121 216V215H120ZM133 216V215H132ZM137 216V215H136ZM141 216V215H140ZM159 216H162V215H159ZM250 216V215H249ZM76 217H77V215H76ZM80 217V216H79ZM104 217V216H103ZM153 217V216H152ZM158 217V216H157ZM157 217H154V218H156V220L158 221V218ZM169 217V216H168ZM170 217H172V216H170ZM246 217V216H245ZM258 217V216H257ZM10 218V219H9ZM85 218V217H84ZM97 218V217H96ZM116 218V217H115ZM121 218V217H120ZM142 218V217H141ZM175 218V217H174ZM173 218V219H174ZM250 218V217H249ZM259 218H261V217H259ZM78 219V218H77ZM76 219V220H77ZM113 219H114V217H113ZM133 219V218H132ZM131 219V220H132ZM143 219V218H142ZM161 219V218H160ZM164 219V220H163ZM162 219V221H165V218H163ZM169 219V218H168ZM172 218H170L169 220H171ZM172 219V220H173ZM1 220H0V222H1ZM75 220V221H76ZM93 220V219H92ZM101 220V219H100ZM145 220V219H144ZM259 220V219H258ZM74 221V222H75ZM91 221V220H90ZM98 221V220H97ZM104 221H105V219H104ZM122 221V220H121ZM134 221V220H133ZM138 221V220H137ZM167 221V220H166ZM248 221L249 220H247V222H246V224L248 223ZM80 221H79V219H78V223H79ZM82 222V221H81ZM89 222V221H88ZM88 222H86L87 223V225H88ZM129 222H130V220H129ZM151 222V221H150ZM169 222V221H168ZM179 222V221H178ZM251 222V221H250ZM262 222V221H261ZM91 223V222H90ZM93 223H95V222H93ZM109 223V222H108ZM127 223V222H126ZM145 223V222H144ZM147 223H149V222H147ZM152 223V222H151ZM155 223V222H154ZM157 223V222H156ZM165 223V222H164ZM167 223V222H166ZM172 223V222H171ZM174 223V222H173ZM172 223V224H173ZM73 224V223H72ZM103 224H105L104 222H103ZM116 224V223H115ZM176 224V223H175ZM248 224H250V223H248ZM247 224V225H248ZM77 225V224H76ZM83 225V224H82ZM81 225V226H82ZM91 225V224H90ZM93 225V224H92ZM130 225H132V224H130ZM166 225V224H165ZM255 225H256V223H255ZM260 225V224H259ZM80 225H79V227H81ZM114 226V225H113ZM112 226V227H113ZM116 226V225H115ZM140 226V225H139ZM160 226V225H159ZM169 226V225H168ZM182 226H181V228H182ZM250 226V225H249ZM254 226V225H253ZM257 226V225H256ZM263 226V225H262ZM3 227H5L6 228V226L4 225V223H3ZM84 227V226H83ZM88 227H89V225H88ZM87 227V228H88ZM103 227H105V226H103ZM165 227V226H164ZM259 227V226H258ZM82 228V227H81ZM99 228V227H98ZM110 228V227H109ZM120 228V227H119ZM166 228V227H165ZM169 228V227H168ZM168 228H166V229H168ZM170 228H172L171 226H170ZM174 228V227H173ZM236 228V230H234ZM243 228H247V226L246 225H244V227ZM250 228V227H249ZM83 229V228H82ZM153 229H155V228H153ZM165 229V230H166ZM78 230V229H77ZM81 229H79L78 230V232H82V231H80ZM84 230V229H83ZM93 230V229H92ZM119 230V229H118ZM139 230V229H138ZM159 230V229H158ZM172 230V229H171ZM177 230V229H176ZM239 230V229H238ZM244 230V229H243ZM263 230V229H262ZM125 231V230H124ZM129 231V230H128ZM145 231V230H144ZM185 231V232H184ZM240 231V230H239ZM247 231H249V230H247ZM252 231V230H251ZM250 231V232H251ZM261 231V230H260ZM111 232V231H110ZM122 232V231H121ZM244 232V231H243ZM245 232H246V230H245ZM82 233H84V232H82ZM87 233V232H86ZM94 233H95V231H94ZM109 233V232H108ZM111 233H113V232H111ZM117 233V232H116ZM124 233V232H123ZM188 233V234H189ZM247 233V232H246ZM253 233V232H252ZM75 234V236H76V233H74ZM74 234H72V235H74ZM137 234V233H136ZM135 234V235H136ZM161 234V233H160ZM169 234V233H168ZM186 234V233H185ZM228 234V233H227ZM241 234V233H240ZM243 234V233H242ZM105 235V234H104ZM128 235V234H127ZM139 235V234H138ZM137 235V236H138ZM173 235V234H172ZM187 235V234H186ZM233 235V236H234ZM70 236V235H69ZM84 236V235H83ZM93 236V235H92ZM91 236V237H92ZM100 236V235H99ZM115 236V235H114ZM120 236V235H119ZM134 236V235H133ZM233 236H231V237H233ZM244 236H249V234H247V235H243L242 237H244ZM6 237H7V235H6ZM72 237V236H71ZM86 237V236H85ZM131 237V236H130ZM225 237V236H224ZM235 237V236H234ZM262 237V236H261ZM14 238V239H13ZM66 238H68L67 240H66ZM155 238V237H154ZM159 238V237H158ZM173 238H175V237H173ZM204 238V239H203ZM228 239L230 238V237H227ZM238 238V237H237ZM251 238V237H250ZM256 239H257V236L255 237ZM254 238V239H255ZM259 238V237H258ZM263 238V240L261 241L260 240V242L257 244L258 245V247H259V250L261 251H259L258 250V247H257V251H259L260 253H261V255L262 256H264V237H262ZM29 239V240H28ZM72 239V238H71ZM70 239V240H71ZM92 239H93V237H92ZM190 239V238H189ZM192 239V240H193ZM203 239V240H202ZM234 239V238H233ZM240 239V238H239ZM65 240L67 241V242H65ZM89 240V239H88ZM91 240V239H90ZM168 240V239H167ZM174 240V239H173ZM198 240V241H199ZM226 240V239H225ZM236 239H234V241H235ZM247 240H248V238H247ZM249 240H251V239H249ZM248 240V241H249ZM86 241H87V239H86ZM93 241V240H92ZM96 241V240H95ZM162 241V240H161ZM196 240H194V242H195ZM230 242H231V239L229 240ZM233 241V242H234ZM237 241H238V239H237ZM240 241V240H239ZM253 241V240H252ZM76 242V241H75ZM83 242H85V241H83ZM182 242H184V241H182ZM181 242V243H182ZM188 242H191V241H189L188 240ZM194 242H192V244L194 245ZM197 242V241H196ZM228 242V241H227ZM232 242V243H233ZM243 243H245V240L244 241H242ZM241 242V243H242ZM26 243H28V244H26ZM69 243V242H68ZM73 243V242H72ZM71 243V244H72ZM180 243V242H179ZM185 243V242H184ZM186 243H187V241H186ZM198 243V242H197ZM232 243H231V246L233 247H235V245L233 244L232 245ZM247 243V242H246ZM251 243V242H250ZM249 242H248V244H250ZM255 243H257V242H255ZM254 243V244H255ZM24 244H26V246L24 245ZM30 244V246H28ZM70 244V245H71ZM236 244V243H235ZM247 244V245H248ZM70 245L68 246V247H70ZM180 245V244H179ZM192 245V246H193ZM198 245H200L199 243H198ZM239 245H240V243H239ZM243 247H245L244 245L245 244H241ZM241 245H240V247H241ZM256 245V244H255ZM7 246V245H6ZM38 246V247H37ZM79 246V245H78ZM238 246V245H237ZM236 246V247H237ZM251 246V245H250ZM34 247H37L38 249H34ZM186 247H187V245H186ZM194 247H196L195 245H194ZM199 246H197V248H198ZM232 247H230L231 249H232ZM233 247V248H234ZM235 247V248H236ZM239 247V248H240ZM45 248H43V250L45 251ZM67 248V247H66ZM71 248V247H70ZM73 248V247H72ZM78 248H84V246L82 247V244H81V246L80 247H78ZM189 248V247H188ZM199 248H201V247H199ZM242 248V247H241ZM246 248H248V247H245L244 249L246 250ZM250 248V247H249ZM253 248V247H252ZM13 249V248H12ZM54 249V250H55ZM206 249V248H205ZM225 249V248H224ZM223 249V254H224V251H226V250H224ZM227 249V248H226ZM243 249V250H244ZM16 250V249H15ZM43 250H41V253L43 254ZM47 250V251H48ZM53 250V251H54ZM59 250V249H58ZM70 251H71V249H69ZM81 250V249H80ZM84 250V249H83ZM85 250H86V248H85ZM197 250V249H196ZM210 250V249H209ZM215 250H217V249H215ZM220 250H221V248H220ZM219 250V251H220ZM233 250V249H232ZM240 250V249H239ZM244 250V251H245ZM255 250V249H254ZM254 250H253V252H254ZM14 251V250H13ZM23 251V250H22ZM49 251H51V250H49ZM61 251H64V250H61ZM199 251L200 252H202L203 251V249H199ZM211 251V250H210ZM212 251H213V249H212ZM211 251V252H212ZM230 250L228 249V251L227 252H229ZM234 251V250H233ZM235 251H236V249H235ZM244 251H241L242 253L244 252ZM257 251H256V253H257ZM7 252V251H6ZM18 252H20L19 250H17V257H18V255H20L21 253H18ZM36 252H34V253H36ZM196 251L194 250V253H195ZM199 252V253H200ZM217 251H215V252H213V253H216ZM232 252V251H231ZM240 252V251H239ZM240 252V253H241ZM250 252H251V250H250ZM259 252H258V254H259ZM9 253V252H8ZM45 253V252H44ZM47 253V252H46ZM46 253H45V256H46ZM51 253V252H50ZM68 252H66V253H64V254H67ZM206 253H208V251L206 252ZM213 253H208V254H211V255H209V256H212V254ZM230 253V252H229ZM236 253V252H235ZM240 253H239V255H240ZM241 253V254H242ZM5 254V253H4ZM22 254H24V253H22ZM21 254V255H22ZM41 254V255H42ZM58 254V253H57ZM63 254V253H62ZM61 254V255H62ZM201 254V253H200ZM217 254H218V252H217ZM222 254V255H223ZM232 254V253H231ZM21 255H20V257H21ZM25 255V256H26ZM48 255H49V253H48ZM47 255V256H48ZM68 255V254H67ZM83 255V254H82ZM194 255V254H193ZM199 255V254H198ZM226 255V254H225ZM255 255V254H254ZM34 256H35V254H34ZM46 256V257H47ZM56 256V255H55ZM200 256V255H199ZM203 256V255H202ZM206 256V255H205ZM209 256H208V258H209ZM227 256V255H226ZM232 256V255H231ZM244 255H242L241 257H243ZM23 257V259H24V256H22ZM21 257V258H22ZM43 257H44V254H43ZM42 256H41V258H43ZM48 257H50V256H48ZM48 257L47 258H45L44 257V259H46L47 261H48ZM83 257V256H82ZM198 257V256H197ZM215 257V256H214ZM217 257V256H216ZM215 257V258H216ZM219 257V256H218ZM220 257H221V255H220ZM228 257H229V255H228ZM250 257H251V255H250ZM258 257V256H257ZM8 258V257H7ZM26 258V257H25ZM28 258H33V257H31V256H28ZM27 258V259H28ZM63 258V257H62ZM67 258H68V256H67ZM85 258V257H84ZM200 258H201V256H200ZM234 258V257H233ZM232 258V259H233ZM22 259V260H23ZM29 259V260H30ZM40 259V258H39ZM39 259L37 260V261H39ZM43 259V260H44ZM186 259V258H185ZM209 259H212V258H209ZM20 259H18L17 261H19ZM21 260V261H22ZM28 260V261H29ZM32 260V259H31ZM30 260V261H31ZM42 260V261H43ZM63 260V259H62ZM65 260V259H64ZM80 260V259H79ZM78 260V261H79ZM199 260V259H198ZM201 260H203V257H202V259ZM213 260V259H212ZM217 260V259H216ZM228 260V259H227ZM244 260V259H243ZM242 260V261H243ZM251 260V259H250ZM25 261V260H24ZM24 261H22V262H24ZM33 261H35V257L33 258ZM45 261V260H44ZM47 261H45L47 264H48V262ZM52 261V260H51ZM74 261V260H73ZM183 261V260H182ZM188 261V260H187ZM210 262H211V260H209ZM214 261V260H213ZM212 261V262H213ZM218 261H221V260H218ZM22 262H20V264H22ZM26 262V261H25ZM25 262H24V264H25ZM50 262V261H49ZM201 262V261H200ZM215 262V261H214ZM223 262H224V260H223ZM237 262V261H236ZM19 263V262H18ZM27 264L29 263L30 264V262H26ZM41 263H43V262H41ZM40 263V264H41ZM190 263V262H189ZM222 263V262H221ZM232 263V262H231ZM253 263V262H252ZM258 263V262H257ZM31 264H32V262H31ZM34 264H38V263H34ZM52 264V263H51ZM55 264V263H54ZM200 264V263H199ZM204 264H205V262H204ZM206 264H208V262L206 263ZM211 264V263H210ZM225 264V263H224ZM236 264V263H235ZM247 264V263H246Z\"/></svg>",
	"mask_w": 264,
	"mask_h": 264
}]
</instances>
